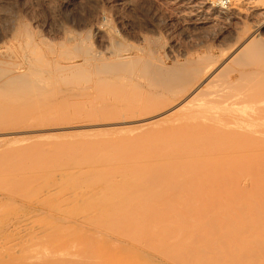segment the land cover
Returning <instances> with one entry per match:
<instances>
[{"label":"rangeland","instance_id":"374dc122","mask_svg":"<svg viewBox=\"0 0 264 264\" xmlns=\"http://www.w3.org/2000/svg\"><path fill=\"white\" fill-rule=\"evenodd\" d=\"M231 5H230V7L229 8H227V9H220V8H218V7H216V6H213V5H211V4H208L207 2H205L204 0H0V49L1 50H5L6 52L5 53H3V54H0V73L2 74V75H0L1 77H0V82H1V80H2V77H3V73H4V77H5V73L8 71V69H10V68H12V64H14V61H17L18 59H19V57H21V56H23V54H25L27 51H29V50H27V48H26V43L28 42H30V39H34V41H35V39H36V41L35 42H38V44L40 45V47H41V45H45V46H51V47H55L56 49L57 48H59L60 50L62 49V46L60 45L61 43H66V41H67V43H66V47H68V46H70L73 42H72V40L69 38L70 36H72L73 34H74V40L76 41V42H78L80 45H83L84 47H86V48H90L91 50H93V51H95V52H97L98 51V53L100 54V57L102 56L103 58H106L105 59V62H112V61H115V59L117 58L116 57V55H119L118 53H121V54H126V55H133V57L132 58H130V61H131V59H133L134 60V57H136L137 59H135L134 61H133V63L136 65L134 68L132 67V66H130V71H131V74H127V72L128 73H130L129 72V70H124V71H122L121 72V77H118V76H116L115 78H114V76H111L110 74H108V73H104V72H99V74H95V75H93L95 72L94 71H97L98 72V70H96L95 69V64H94V62H90V60H89V64L86 62V64L85 63H83L82 64V72L79 74L78 73V75H80V77L79 76H77V73L74 75V78H76L75 76H77L78 77V79H81L82 77V79H81V81L83 82V84H82V82L79 80L78 81V83H76L77 82V80H75L76 82L74 83V80H73V77H71V78H69V79H67V81L69 82L70 80H72V84H65V83H68L66 80L65 81H59L60 80V78L58 79V78H55L54 80L52 79V78H50L47 82L48 83H46L45 84V87L43 88V91H45L44 89H46V90H48L47 92H46V95L48 94V96L46 97V96H42L43 98L42 99H44V101L43 100H40V102H38V104H37V106L39 107V106H41L42 104H43V106L44 107H40L39 109V111H38V109H37V107L36 106H33V110L34 111H32V109L30 108V107H26L24 104H23V101H21V100H10L11 98L9 97V99L7 98L8 96H7V91H5V90H7V89H5L4 87L2 88V89H0V148H2L3 147V150L4 151H2V150H0L1 152H0V158L3 160V158L4 157H6L5 158V160H1L0 159V164H2V165H0V169H2V171L4 172V170H5V172H4V174L1 172V170H0V172L5 176V178H6V180L5 179H3L2 180V178L3 177H1L0 178V189H1V187H2V189L0 190V205L2 206L3 204H5V202H6V204L5 205H3L4 207H3V209H2V207H1V211H0V230H1V228H2V231H0V238H2V239H4V241L2 240V239H0V242L2 241L3 243H4V245H5V243H8V242H6L9 238H8V235H10V232H12L13 230L11 229L12 227H13V222L12 221H27V219L30 217H35V216H37V217H39L38 216V214H40V213H38L39 211H42V213L44 214V216H46V218H48V220H50V218L51 219H53V220H56L57 219V217L55 216V215H57L56 214V212H54L55 213V215H53V213H51V212H53V211H55L54 210V208H50V207H48V208H46V206L47 205H45L44 203H45V201L47 202V204H48V201H47V197L45 196V194L44 193H41L42 192V188H41V190L37 187V188H35V186H33V188H32V185L33 184H31V183H33V181L35 180V178H34V176L36 175H38V174H40V173H35V175L32 177V175L34 174V173H32L33 172V170L31 171L30 170V172H29V169H28V164L30 163V162H34L35 160H33V159H35V158H30L29 156H31V154H32V156L34 155L33 153H37V157H36V159L37 158H39V161H38V163H40V158L41 157H43V156H47V154H48V156H50L49 154H51V153H53V154H51V156L53 155V157L55 156V155H57V154H59V155H57L58 157L60 156V153L58 152V150H57V152H55L56 150V148H57V146H55V145H57L58 144V146H59V144H62V143H64V142H67V143H64L63 144V146H61L60 145V147H61V149H63V148H67L66 150L67 151H69V149L70 148H68V147H72L73 148V144H74V148H76L75 147V145L78 147H81V146H85V145H87L88 143V146L90 145V143L94 146H92L93 147V149L95 148V147H97V145H98V149L97 148H95V150H94V152H93V154L92 155H87L88 157H89V159H85V157L83 156V155H81V156H83V159H85L84 160V162L83 163H86V161L87 160H90L93 156H95L96 154H98V152L100 151L101 153L102 152H104V150L106 149L107 150V148L108 147H106L107 145L106 144H108V146H109V142L112 144V142H114L113 144H112V146L114 147V144L116 145V149L117 150H119L118 148H117V146H118V141L119 142H125V145H128V144H126V141H127V139L126 138H128V139H130L131 137L130 136H133L132 138H134L135 136L137 137L138 135L139 136H141L140 134H142L143 136V138L145 137V135L147 134V135H149L151 132H152V135L154 136V134H153V131L155 132L156 131V129H160V131L162 132V127H164L163 126V124H165V127L167 128H163V131H167V132H169L170 131V129H171V124H169V122H168V120H173V122L174 121H176L178 124H175V123H173L172 122V125L174 126L173 128H174V131H176V127H178V126H180L181 125V123H182V121H183V123L185 122L184 120H191V118L193 119V115L192 116H190V118L188 117V119H186L185 117V119L184 120H182L183 119V116H188L189 114V112H190V115H191V113L192 114H194V112H195V114L194 115H196L197 113H199L200 115H198V120H196L197 118H195V117H197V115L194 117L195 119L194 120H196V123L197 124H199V122H200V124L202 125V123H203V120L205 121V122H207V123H203V124H207V125H205V126H207L206 128L207 129H205L203 126L204 125H202V127H201V125L199 126V125H197L199 128H196L195 127V130L196 129H201V131H202V128L203 129H205L206 131H209V132H211V128L213 127V130H212V132H215L216 133V136H218L219 135V137H222V136H224V137H222L221 139H220V141L221 142H219V140H217V142H215L216 140H214V141H210V142H205V141H208V140H206L205 139V141H204V137H203V140H199V141H196V142H199L200 143V146H198L199 145V143H198V145H197V147H195L193 150H192V152H194V150L196 151V152H198L200 155H201V157L203 158V157H205V155H204V153L206 152L205 151V149L207 150V152H209V155H208V153H207V159H209L210 158V160H207V161H209V162H211L213 159L212 158H218L217 160H223V157L221 158V153H222V151H223V148L224 147H226V145H227V147L228 148H231L230 150H232L233 151V146H235V148H234V150L236 151V153L240 150V149H242L243 148V146L245 145L246 147H244V150H245V152L247 151V147H248V149H250V150H252V152H248L247 151V154L245 153V152H243L242 150L240 151V152H243V153H241V156L243 155V154H245V155H243L242 157L244 158H246V157H256L255 156V154H257L258 153V156H260V157H258L257 156V158H263V161H264V155H262V154H264V151H263V149H264V143H262L261 142V140H262V138H263V132H261L262 131V129H264V128H262V127H264V125L262 124V123H264V114L262 113V111H263V108H264V104H263V100H262V97L264 98V87H262L264 84V81H261V80H263V76H264V49H262V48H264V46L263 47H261L260 45H259V41H260V39H264V0H231ZM262 19V20H261ZM23 22V23H22ZM13 26V27H12ZM258 26V27H257ZM23 27H24V29H23ZM257 31V32H256ZM12 33V34H11ZM21 33V34H20ZM28 33H30V35L31 36H33V37H27V34ZM14 34V35H13ZM25 34H26V36H25ZM256 34V35H255ZM23 35V36H22ZM29 34H28V36H30ZM11 37V38H10ZM26 37V38H25ZM113 37V38H112ZM84 38V39H83ZM250 38V39H249ZM254 38V39H253ZM28 39H29V41H28ZM237 39V40H236ZM253 39V40H252ZM3 40V41H2ZM24 40V41H23ZM115 40V41H114ZM255 40H257L256 42H255ZM20 41V42H19ZM43 42V44L41 43V42ZM47 41H48V43H47ZM70 41V42H69ZM80 41L82 42V43H80ZM85 41V42H84ZM119 41V42H118ZM19 42V43H18ZM58 42H60V44L58 43ZM84 42V43H83ZM110 42V43H109ZM247 42H251V44L249 45V43H248V45H249V48H248V45H247ZM255 42V43H254ZM257 42H259V43H257ZM25 43V44H24ZM47 43V44H46ZM51 43V44H50ZM116 43V44H115ZM118 43H120L119 45H118ZM17 44V45H16ZM243 44L245 45V46H247L246 48H244V47H242L243 46ZM28 45V44H27ZM43 47V49H45L46 47ZM65 46H63V49L65 48ZM118 46V47H117ZM242 47V49H241V47ZM255 46L257 47L256 49H255ZM12 47V48H11ZM28 47V49H29V46H27ZM113 47V48H112ZM149 49H148V48ZM231 47V48H230ZM120 48V51L117 53L116 51V49H119ZM124 48V49H123ZM238 48V49H237ZM254 48V49H253ZM121 49H123V50H121ZM127 49V50H126ZM229 49V50H228ZM240 49V53H238L239 51H236V50H239ZM246 51V52H248V51H253V53H257V54H255V55H258V57L260 58V59H258V58H256V62L255 61H253L252 62V60H251V58H249V61H247V59H244V58H242L244 55H242V54H244V50ZM251 49V50H250ZM259 50V51H256V50ZM110 50V51H109ZM248 50V51H247ZM9 51V52H8ZM101 51V52H100ZM241 51H242V54H241ZM114 52V53H113ZM246 52H245V54H246ZM250 52H248L249 54H251ZM232 53V54H231ZM5 54V55H4ZM141 54V55H140ZM224 54V55H223ZM227 54V55H226ZM237 54H240V55H237ZM248 54V55H249ZM262 54V58L260 57V55ZM137 55V56H136ZM254 54L251 56V57H253V59H255L254 58V56H255ZM143 56V57H142ZM206 56V57H205ZM234 56H235V59H237L236 58V56L238 57V60H235L234 59V61H230V60H233V58H234ZM116 57V58H115ZM146 57V58H145ZM201 57H203V58H201ZM205 57V58H204ZM257 57V56H256ZM148 58V59H147ZM158 60H157V59ZM195 60H194V59ZM198 58V59H197ZM199 58H200V60H199ZM213 58V59H212ZM229 58V59H228ZM147 59V60H149V62H151V64H157V62L158 63H160V62H163L164 64H166L168 67H170V68H172V71H175L174 73H177V71H179V69L176 71L175 69H177V67L178 68H180V66L182 67V66H184V64H188L187 65V67H189V64H192V63H190V61L192 62V60L191 59H193V66L191 65V67H193L192 69H190L191 67H189V69L187 68V67H184V68H187V70H191L190 71V73H191V75H192V78H194V80L192 81L193 83H194V85L192 86V88L189 90V91H191V92H188L186 95H185V97L182 99V100H180V101H178V104L176 103V104H174V106L175 107H177V108H173L174 106H172V110H170V111H168L167 113H172V114H169V115H167V113L165 112V113H163V116H165V117H162V115H160V117L159 118H157V117H155L156 119H158V121L159 120H161V119H165V118H168L167 119V122H166V119L164 120H161V121H163L164 123H161L160 124V121H159V124L161 125V126H159V125H156V124H154V123H152V125H151V121H154L155 119L153 118H151V119H149V120H147L146 119V121H144L143 120V118L142 117H144L143 115L142 116H140L141 114H143V111L142 112H140L141 111V109L139 108V107H141L142 105L141 104H146L145 103V100H147V102H149V100H150V102H155V101H152V99L154 100V99H156L157 97H159V95L160 94H162L163 93V91H164V88L163 87H161L162 85H160L159 83H158V81L157 82H155L154 80V82L153 81H151V79H150V77L148 76V73L146 72L145 74V76H143L144 75V69H143V67H142V63L145 61V60ZM160 59H161V61H160ZM188 61H187V60ZM190 59V60H189ZM206 59V60H205ZM244 59V60H243ZM127 60H129V59H127ZM141 60V61H143L142 63H141V61H140V63H139V61ZM146 60V61H147ZM196 60L198 61V63L196 62ZM241 60H243V61H241ZM185 61V62H184ZM187 61V62H186ZM199 61H201V63L199 62ZM246 61L247 62H249L248 63V65H246L247 63H246ZM260 61V62H259ZM33 61H31V63H32ZM132 63V64H133ZM240 63V64H239ZM243 63V64H242ZM11 64V65H10ZM129 64V63H128ZM131 64V65H132ZM139 64H142L141 65V72L140 73H142V75H140V73H139V67H138V65ZM149 64V63H148ZM194 65H196V66H194ZM225 65H226V67H225ZM252 65H254V66H252ZM134 66V65H133ZM140 66V65H139ZM224 66V67H223ZM228 66V67H227ZM92 67V68H91ZM175 67V68H174ZM194 67H197L196 69H197V71H198V73H200L201 71L203 72H201L200 74H198L197 73V71H195L194 70ZM214 67V68H213ZM5 68H6V70H5ZM132 68H133V72H132ZM136 68V69H135ZM198 68H199V70H198ZM222 68H223V70H222ZM228 69V72H226L225 74H224V72H225V70L226 69ZM202 69V70H201ZM203 69H205V71L203 70ZM225 69V70H224ZM25 70V69H24ZM23 70V71H24ZM185 70V69H184ZM183 70V71H184ZM220 70H222V72L223 73H220V74H224L225 76H224V78L227 76V78H223L222 76L223 75H220L219 74V72L218 71H220ZM5 71V72H4ZM90 71H93L92 73V75H89V74H87L86 75V73H91ZM125 71H127V72H125ZM180 71H181V69H180ZM178 72V74L179 75H182L184 72L182 71V72ZM186 71V70H185ZM231 71V72H230ZM241 71V74H239L238 72H240ZM96 72V73H97ZM125 72V73H124ZM217 72V75L215 74ZM221 72V71H220ZM257 72V73H256ZM243 73H246V74H244V78H247V79H245L244 80V78L242 77V74ZM123 74V75H122ZM177 74V75H178ZM185 74H187L186 72H185ZM198 74V75H197ZM213 74V75H212ZM218 74H219V76H218ZM82 75V76H81ZM90 76V78L88 77V79H89V82H85L87 79V77L86 76ZM105 75H106V77H105ZM132 75H133V77H132ZM197 75V76H196ZM237 75H239V78H237L238 76ZM246 75V76H245ZM250 75V76H249ZM85 76V77H84ZM127 76L129 77V78H127ZM143 76V77H142ZM260 78H259V77ZM96 77V78H95ZM107 79H105V78ZM146 77L148 78V79H146ZM191 77V76H190ZM214 77V78H213ZM240 77H242V79L240 78ZM262 77V78H261ZM100 78V79H99ZM104 80H106L105 82L104 81H102L103 79ZM210 78V79H209ZM250 78V79H249ZM254 79L255 81H258V82H255L256 84H253L254 82H252L253 80L252 79ZM256 78H259V79H256ZM52 79V80H51ZM83 79L85 80V81H83ZM101 81H99V80ZM109 79V80H108ZM149 79H150V81H149ZM212 79H214V80H212ZM217 79V80H216ZM221 79H223L224 81H222ZM62 80V79H61ZM129 80H130V82H129ZM134 80V81H133ZM141 81V83H140V81ZM149 82V86L148 87H146L147 86V84H148V82ZM206 80V81H205ZM209 80V81H208ZM212 80V81H211ZM241 80H243L242 82H241ZM246 80L248 81V80H251V81H249V83H251V84H248V82H246ZM53 81H54V84H53ZM110 81L113 83V82H117V83H119V84H112V86H109V88L110 87H112V88H110L111 90L113 89V86H114V89H116V90H113V92H111V90L110 89H108V88H105V90H103L102 92H101V94H97V93H100V91L104 88V85H106L105 83H110ZM204 81V82H203ZM207 81H208V83L210 84L211 82V84L209 85L208 83H207ZM223 83H221V82ZM79 82L81 83V84H79ZM98 82H100V83H98ZM129 82V83H128ZM139 82V83H138ZM230 82H234V85L235 84H239V85H243V86H241V87H243V88H241V87H239V85H238V88H235V86L234 85H231V83ZM246 82V83H245ZM101 83H104V85L101 87L102 89L100 90V91H98L97 89H95V91H97L96 93H95V91H94V88H98L99 87V85L101 84ZM131 83H134V84H136V86L133 84H131ZM143 83V84H142ZM146 85H145V84ZM197 85H196V84ZM207 83V84H206ZM217 83V84H216ZM219 83H221V84H219ZM226 83H228V84H226ZM89 84V85H88ZM128 84V85H127ZM138 84H142V86L141 85H138ZM150 84H151V86H153V87H150ZM155 84H157V85H155ZM206 84V85H205ZM258 84H261L260 86L258 85ZM82 85H84L83 86V88L82 87H80V86H82ZM88 85V86H87ZM138 85V86H137ZM215 86L214 88L212 87V86ZM217 85V86H216ZM220 85H225V86H228V87H225L224 86V90H222L221 91V89L218 91V89H219V86ZM231 85V86H230ZM252 86V87H249L248 88V86ZM255 85V87H253ZM257 85V86H256ZM50 86H51V88H50ZM79 86V87H78ZM101 86V85H100ZM118 86H119V88H118ZM130 86H131V88L133 89V90H135V89H137L136 91V94L137 95H139V96H136L135 95V91H133L132 89H130ZM207 86V91L208 92H210V95L208 94V93H206L205 94V97L203 98L202 96H200V94L202 95L204 92V90H202V93H201V88L202 89H205L204 87H206ZM232 86H234L232 89L230 88V87H232ZM48 87V88H47ZM87 89H86V88ZM92 87V88H91ZM94 87V88H93ZM107 87V86H106ZM120 87H121V89H120ZM125 87V88H124ZM142 87V88H141ZM197 87H199L198 89H197ZM217 87H218V89H217ZM221 87V86H220ZM237 87V86H236ZM258 87V88H257ZM262 87V88H261ZM90 90H89V89ZM223 88V87H222ZM241 88V90L243 91V89L244 88H246V89H244V91L246 90V91H249L250 93H248V92H246V93H248L249 94V96L245 93H243L241 90H239L238 91V93L239 94H237L236 92H237V90L236 89H240ZM250 88H252V89H250ZM4 89V90H3ZM52 89V90H51ZM76 89V90H75ZM129 90L128 91V93L129 94H131L130 96H128V98H130V100L128 99L126 102H123L124 100H122L121 101V103H120V105L118 104L119 102H120V98L121 97H124L125 95H126V90ZM153 89V90H152ZM161 89V90H160ZM199 90V91H197V90ZM210 89H214L213 91H215V92H213L212 90V92L211 91H209ZM227 89V90H226ZM230 89H231V91H230ZM235 89V91H232V90H234ZM254 89V90H253ZM260 89H262V90H260ZM51 90V91H50ZM76 92H75V91ZM80 90H82V93H81V91ZM85 90V92H88V93H86L87 95H86V97H85V92H83ZM88 90V91H87ZM110 90V91H109ZM119 90H121L120 92H121V94L119 95ZM131 90H132V92H134V93H131ZM139 90H141V91H139ZM144 90V91H143ZM194 90H195V93L196 92H199V96H198V94H196L195 95V93H193V95H192V92H194ZM225 90H226V93H225ZM252 90V91H251ZM258 90V91H257ZM3 91V92H2ZM73 91V92H72ZM125 91V92H124ZM138 91H139V93H138ZM219 92L220 94H221V92H222V94H221V96H218V93L217 92ZM228 91H230L229 93H228ZM254 91H257L256 93L254 92ZM261 91V92H260ZM45 92H44V94H45ZM60 92V93H59ZM76 93V95L78 96V95H81L82 94V97L81 96H79V97H74L75 95H71L72 93ZM79 92V93H78ZM94 92V93H93ZM105 92V93H104ZM108 92V93H107ZM109 92H110V94H109ZM142 92H143V94H142ZM224 92V93H223ZM231 92H235V93H231ZM260 92V97L258 96L259 93ZM263 92V93H262ZM9 93V92H8ZM66 93H67V95H68V93H69V95H71V96H73V97H70L69 95V97L70 98H68L67 97V95H66ZM104 93V94H103ZM113 93V95H111ZM118 93V94H117ZM123 93H124V96H122L123 95ZM127 93V94H128ZM191 93V94H190ZM212 93V94H211ZM214 93L216 94L217 93V95L215 96L214 95ZM235 94V96H232L231 94ZM241 93L243 94V96H245V98L247 99H244V97H242L241 96ZM263 95H262V94ZM6 94V95H5ZM51 94V95H50ZM65 94V96L67 97V98H65V97H63V95ZM84 94V95H83ZM93 94V95H92ZM98 96H97V95ZM149 94V96H146V95H148ZM223 94H227V96H225V95H223ZM252 94H254V95H252ZM255 94H257V95H255ZM8 95H10V93L8 94ZM108 95V96H107ZM117 95H119V96H117ZM133 95H135L134 97H133ZM152 95V96H151ZM156 96V98H155V96ZM192 95V96H198V99H197V97H190V96ZM206 95H208V96H206ZM212 95H213V98L215 97V100H213V98H212V102L210 101V100H206L205 98H207V99H210L211 97H212ZM223 95V96H222ZM229 95H231L230 96V98H226V97H229ZM7 96V97H6ZM49 96H50V98H49ZM55 96V97H54ZM95 96V97H94ZM154 96V97H153ZM204 96V95H203ZM236 96H237V98H236ZM252 96V97H251ZM255 96V97H254ZM46 97V98H45ZM56 97H58L57 99H56ZM60 97H62V99L60 98ZM99 98V99H101V101H103L102 99H104V101H105V103H104V101H103V103L102 102H100V100L99 99H96L98 102H100V104H103V108H102V106L101 105H99L98 106V104L99 103H96V100L95 99H93V98ZM102 97V98H101ZM107 97V98H106ZM119 97V99H115V102H116V106L118 107V110H117V108H116V110L117 111H115L114 110V102H112L111 103V101H112V99H114V98H118ZM134 99H133V98ZM146 97V98H145ZM188 97H190L189 99H186L185 100V98H188ZM200 97V98H199ZM222 97H223V99H229V102L227 101V102H222ZM233 97L234 98H236V99H238V98H240V100L239 101H236V99H233ZM241 97L243 98L242 99V101H241ZM250 97V98H249ZM53 98V99H52ZM74 98V99H73ZM93 99V101H91L92 99ZM127 97H124L123 99H126ZM139 98V99H138ZM191 98H194V99H197V100H193V99H191ZM201 98H203V99H201ZM217 98H219V100L217 99ZM8 100V103L10 102V105H8V104H6L5 102ZM56 99V100H55ZM74 101H72V100ZM78 100L79 102H77L76 100ZM89 99V100H88ZM106 99H108V100H106ZM201 99V100H200ZM216 99H217V101L219 102V104H217L215 101H216ZM226 99L225 100H223V101H226ZM231 99H233V100H231ZM249 99V100H248ZM254 99V100H253ZM259 99H261V105L262 106H260V100ZM50 101L49 102V104H48V101ZM52 100H54V101H52ZM68 100V101H67ZM82 100V101H81ZM118 100V101H117ZM131 100H133V101H131ZM135 100H136V102H135ZM185 100V101H184ZM251 100V101H250ZM253 100V101H252ZM3 101V102H2ZM5 101V102H4ZM46 101V102H45ZM74 103V104H72V102ZM110 101V106L113 108V109H108V108H105L104 109V106L106 107V106H109V102ZM157 101V100H156ZM182 101H184L185 103H186V101H188V104L186 103V105H183V106H179V104L180 105H182V104H184V102L182 103ZM189 101H191V105H190V102ZM201 101V102H200ZM203 101V102H202ZM214 101V102H213ZM234 101V102H233ZM248 102V104H247V102ZM251 103H250V102ZM255 101H259V103L258 102H256L255 104H254V102ZM63 102H66V104L68 105H66L65 103L63 104ZM68 102V103H67ZM69 102L71 103L70 105H69ZM81 102V103H80ZM93 102L95 103V104H93ZM118 102V103H117ZM127 102H128V104H127ZM129 102H131L132 104H130ZM144 102V103H143ZM194 102H196V104L194 103ZM198 102H199V104H198ZM209 102L213 105V106H211V104L209 105ZM222 102V103H221ZM234 103V104H232V103ZM237 102V103H236ZM240 102V104L242 105V106H240V104H238ZM11 103H13V104H11ZM44 103H46V104H44ZM56 103V104H55ZM61 105H60V104ZM89 103H91V104H93V106L90 104V106L88 105ZM141 103V104H140ZM182 103V104H181ZM194 103V104H193ZM205 103V105L204 106H211L210 107V111H211V114L213 113L212 112V110H214V114L213 115H211V114H209V110L206 108H204L203 107V105L202 104H204ZM224 103V104H223ZM226 103V104H225ZM228 103H230V104H228ZM242 103H244V107H246V108H244L243 107V104ZM254 105H253V104ZM5 104V105H4ZM53 104V105H52ZM97 104V105H96ZM131 105V107L133 106V105H135L136 106V110L134 111V113H132L133 112V109L132 108H130V109H132V110H130V111H127V110H129V109H127L125 106L126 105ZM206 104H208V105H206ZM245 104H247V105H245ZM2 105V106H1ZM48 105V106H47ZM82 105V106H81ZM121 105H124V106H121ZM130 105H129V107H130ZM141 105V106H140ZM152 105V104H151ZM195 105H196V107H195ZM230 105H232L231 107H230ZM234 105V106H233ZM237 105L239 106V107H237ZM258 105V106H257ZM24 106V107H23ZM66 106V107H65ZM74 106V107H73ZM75 106H76V108H75ZM77 106H78V108H77ZM79 106H81V107H79ZM98 106V107H97ZM121 106V107H120ZM134 106V107H135ZM139 106V107H138ZM184 106H186V108L184 109H180V107H184ZM228 106V107H227ZM248 106H249V108H251V109H249L248 108ZM257 108V109H255V107ZM27 109H26V108ZM36 107V108H35ZM50 107V108H49ZM95 107L96 108H98V109H95ZM119 107L122 109V107H125L124 109L126 110V113H125V111H121V109H119ZM145 107V106H144ZM193 107V108H192ZM200 107H202V108H204V110L201 108L200 110H199V108ZM232 107H234L233 108V110L234 109H238L239 111H240V114L238 115L237 113H239L238 112V110L236 111H230L229 110V108L232 110ZM243 107V109H241ZM263 107V108H262ZM41 108H43V109H41ZM87 108H90L89 110H87ZM91 108H93V112H92V110H91ZM138 108H139V111L138 112H140V115H137V114H139L138 112L136 113V111L138 110ZM187 108H190V109H187ZM223 108V109H222ZM226 108H227V110H229L228 112H227V110H226ZM261 109L262 108V111L261 112H257V114L259 115L260 113H262V116H263V118H259V116L257 115V117H255L256 115H254V114H256V113H253L252 114V112H255L256 110H258V109ZM36 109H37V112H35L36 111ZM61 109V110H60ZM65 109V110H64ZM74 109V110H73ZM76 109H77V111H79V112H77L76 111ZM102 111V113H101V111ZM103 109H104V113H105V111L107 112L108 111V113L106 114L105 113V115H108V116H105L104 117V114H103ZM107 109V110H106ZM124 109H122V110H124ZM212 109V110H211ZM244 109H245V111H244ZM23 112H27V111H32V113L31 112H29L28 114H26V116L27 115H29L28 117H25V118H28V119H25L24 118V116L22 117L23 118V120L25 119L26 121H23L22 119H19V120H21V121H23L22 122V124H21V121H20V123L18 122V124H20V126H19V128L20 129H15V130H13V131H15V132H13V133H11V135H9L10 133V131L12 132V129H8L10 126L12 127V125L11 124H14V122L12 123L11 121H13L15 118H16V116H18V114L20 115V113H22V111ZM58 112H57V111ZM72 110V111H71ZM98 111V112H95L94 113V111ZM206 110H207V112H206ZM217 110V111H216ZM254 110V111H253ZM44 111V113L43 114H45V111H46V113H47V115H46V117H43L42 115H41V113ZM110 111V112H109ZM175 111V112H174ZM219 111V112H218ZM222 111H225L224 113L222 112ZM244 111V112H243ZM248 111V112H247ZM259 111V110H258ZM14 112V113H13ZM20 112V113H19ZM39 112V113H38ZM57 112V113H56ZM75 112V113H74ZM87 112V116H86V114H84V113H86ZM122 112V113H121ZM130 112V113H129ZM180 112V113H179ZM182 112V113H181ZM204 112H206L205 113V115H206V117H207V120H206V117L204 118V116H203V118L201 119V113H204ZM222 112V113H221ZM230 112L231 113H235V114H237L238 116H236L235 114H230ZM264 112V111H263ZM38 113V114H37ZM48 113H49V115L51 114V118H48L47 120H45V118H47L49 115H48ZM69 113V114H68ZM72 113V114H71ZM89 113V114H88ZM91 113H94L95 115H96V117L93 119V115H91ZM111 113V114H110ZM118 113V114H117ZM188 115H187V114ZM216 113H218V117L220 116H222V117H224V118H230V120L231 119H234L235 120V122H236V124H230V123H227V122H225L224 120L225 119H222V117L221 118H219L218 120H217V116L215 115ZM242 113V114H241ZM249 113H251L250 115H253V116H247L246 114H249ZM16 114V116H14ZM41 116H40V115ZM57 114V115H56ZM60 115V117H59V115ZM65 114V115H64ZM97 114H99V115H97ZM127 114H129L130 116H131V114H132V116H133V114H134V116H136L137 115V117L135 118L134 117V119L132 118V117H130L129 115H127ZM182 114V115H181ZM184 114V115H183ZM186 114V115H185ZM209 116H208V115ZM220 114V115H219ZM222 114V115H221ZM225 114V115H224ZM246 116H245V115ZM7 115V116H6ZM22 115V114H21ZM37 115V116H36ZM44 115V116H45ZM76 115H78V117H79V115H80V118L78 119V118H76L77 116ZM84 115H85V117H84ZM89 115V116H88ZM123 116V118H121L122 116ZM177 115H179V116H177ZM180 115H181V118H179L180 117ZM215 115V116H214ZM9 116V117H8ZM13 116H14V119H13ZM117 116L119 117V119L121 120V123H120V120H117L118 118H117ZM126 116H128V117H130V118H125ZM177 116V117H176ZM212 116H214V119L212 118ZM35 119V121L33 120V118ZM36 117H38L37 119H36ZM41 117H42V123L40 122V123H38L39 121H41ZM91 117H92V119H91ZM99 117V118H98ZM112 117V118H111ZM114 117H116L115 119H114ZM170 117H173V118H177L178 120H175V119H172V118H170ZM200 117V118H199ZM211 117V118H210ZM243 119H242V118ZM253 117H255V118H253ZM12 118V119H11ZM44 118V119H43ZM63 118V119H62ZM68 118H70V119H68ZM125 118V119H124ZM226 118V120H229V119H227ZM253 118V119H252ZM258 118V119H257ZM69 121H67V120ZM137 119V120H136ZM143 121H142V120ZM242 119V120H241ZM255 119V121H252V120H254ZM31 121V123H30V125H29V123H27V121ZM44 120H45V122H44ZM61 120V121H60ZM64 120V121H63ZM74 120V121H73ZM80 120H82V121H80ZM93 122H92V121ZM94 120H95V122H94ZM102 120H104V121H102ZM125 120V121H124ZM179 120H180V122L181 123H179ZM194 120H191V122L192 121H194ZM210 120H211V123H210ZM217 120V121H216ZM229 120V121H230ZM238 120V121H237ZM263 120V121H262ZM15 121H16V119H15ZM34 121V122H33ZM67 123H66V122ZM80 121V122H79ZM123 121V122H122ZM156 121V120H155ZM222 121H224L223 123H222ZM242 121L243 122H247L246 124H247V126H249V128H250V126L253 124V126L255 125V127H256V125L258 126V127H260L259 129H255V130H251V129H249L247 126V128L246 127H244L245 125H244V123H242ZM258 121H260V122H258ZM9 122H10V124H9ZM33 122V123H32ZM71 122V123H70ZM119 122V123H118ZM169 124V126L167 127V124ZM202 122V123H201ZM214 122H215V125H214ZM219 122V123H218ZM231 123H234V122H232V120L230 121ZM241 122V124H239ZM252 122V123H251ZM258 122V123H257ZM262 122V123H261ZM37 123V124H36ZM155 123H157V122H155ZM183 123H182V125H183ZM186 123H188V121H186L185 123H184V126L186 125ZM193 123H195V121L193 122ZM196 123H195V125H196ZM218 125H217V124ZM248 123H251V125H248ZM260 123V124H259ZM5 124V125H4ZM32 124V125H31ZM35 124V125H34ZM49 124V125H48ZM67 124V125H66ZM209 124L211 125L212 124V127L210 126L209 127ZM261 124L263 125V126H261ZM16 125H17V122H16ZM16 125H14L15 127H16ZM42 125V126H41ZM61 125V126H60ZM150 125V126H149ZM154 125V126H153ZM176 125V126H175ZM182 125H181V131H182ZM188 125V124H187ZM186 125V126H187ZM189 125L191 126H188L187 128L186 127H183V128H186V130H184L183 131V133H184V137H186V134L188 135V137L186 138L187 139V142H186V146L184 145V144H182L180 147H177L178 149L180 148V149H182L183 148V145H184V148L188 151V141H190V139L192 140V138L195 140V134L196 133H192V132H194V131H190L189 129H193L192 127V123H190L189 122ZM219 125H220V127H219ZM232 125V126H231ZM235 125H237L236 127H233V126H235ZM239 125H241V126H239ZM244 125V126H243ZM260 125V126H259ZM18 126V125H17ZM33 126V127H32ZM44 126V127H43ZM53 126V127H52ZM60 126V127H59ZM158 128H157V127ZM222 126V127H221ZM225 126L227 127V128H225ZM253 126L251 127V128H253ZM47 127V128H46ZM160 127V128H159ZM190 127V128H189ZM215 127V128H214ZM218 127V128H217ZM231 127H233V128H231ZM254 127V128H255ZM28 128V129H27ZM172 128V129H173ZM180 128H179V130H180ZM225 129V130H230V132L228 133V132H225V130H222L221 131V129ZM242 130H241V129ZM165 129V130H164ZM179 130H177L178 131V133H180L179 132ZM205 130H203L202 132L201 131H199V132H197V134L196 135H201L202 133L204 134V135H207L208 136V138H209V140H210V136L208 135V134H205ZM231 130H236L235 132L234 131H232L231 132ZM244 130V131H243ZM247 130V131H246ZM259 130H261V131H259ZM35 131V132H34ZM159 131V132H160ZM186 131H188V132H186ZM205 131V132H204ZM221 131V132H220ZM227 133V135L224 133ZM238 131V132H237ZM240 131V132H239ZM257 131V132H256ZM8 132V133H7ZM234 132V133H233ZM237 132V133H236ZM241 132H243V133H241ZM246 132H251V133H247L248 135H245V133ZM255 132V133H254ZM135 133H137V134H135ZM156 133V132H155ZM158 133V132H157ZM156 133V134H157ZM163 134H164V132H162ZM175 133H177V132H175ZM173 134V131H172V133H170V134H173V135H175L176 136V134ZM177 133V134H178ZM215 133H212V135L214 136V134ZM218 133V134H217ZM224 133V134H223ZM239 133H241L240 135H239ZM256 133H261L262 134V136H261V134H260V139L259 138H257V136H258V134L256 135ZM145 134V135H144ZM155 134V135H156ZM160 133H158V135H159ZM163 134H161V135H159V138H160V136L162 137V135ZM181 134V133H180ZM191 136H190V135ZM202 134V135H203ZM236 134H238V136L239 137H236ZM244 134V135H243ZM146 135V136H147ZM169 135V134H168ZM167 135V137L169 138L170 136H168ZM173 135H171V136H173ZM210 135H211V133H210ZM212 135H211V137H212ZM235 136V137H231V136ZM241 135H243V136H241ZM251 135H253L254 137V140H252L251 139ZM48 136V137H47ZM151 136V135H150ZM153 136H151V138L150 137H147V139L149 138V140L151 141V139H152V141H156V138H155V140L152 138ZM157 136V135H156ZM156 136H154V137H156ZM175 136H173L172 138L170 137L169 139H170V141L172 142V144H173V138L175 137ZM178 136H179V134H178ZM192 137V138H190V137ZM241 136V137H240ZM247 136V140H248V138L250 137V141H255V142H253L251 145H253V147H251V145H250V143L248 142V141H246L245 142V144H243V143H241V142H244L245 141V138L244 137H246ZM256 136V137H255ZM226 137H228V138H234L233 139V145L231 146L230 145V143H231V140L230 139H228V138H226ZM63 138V139H62ZM64 138H66V139H64ZM165 138V137H164ZM167 138V142H169V139ZM179 138H180V136H179ZM188 138H190V139H188ZM207 138V137H206ZM207 138V139H208ZM224 138V139H223ZM235 138H236V142L234 141L235 140ZM238 138V139H237ZM243 138V139H242ZM9 139V140H8ZM34 139H36L37 140V143L39 142V141H43V142H40L41 144H38V145H40V147H37V144H36V140H34ZM46 139V140H45ZM61 139V140H60ZM104 139V140H103ZM106 139V140H105ZM122 139H124V140H122ZM135 139V138H134ZM142 139V138H141ZM139 140V138L137 137L136 139H135V141H136V143H135V141L133 140L132 142H134V144H135V146L137 145V144H141L140 145V147H139V145H138V149H140L141 148V150L142 151H144L143 150V148H146L147 149V147H143L144 146V143H146L147 145L149 144V142L147 143V140L144 138V140L145 141H143V139L142 140ZM172 139V140H171ZM176 139L177 138H174V141H176ZM197 139H198V136H197ZM196 139V140H197ZM223 139V140H222ZM227 139V140H226ZM241 141H240V140ZM39 140V141H38ZM68 140H70V141H68ZM108 140V141H107ZM110 140V141H109ZM131 140V139H130ZM158 140V139H157ZM160 140H162V139H160ZM185 140V139H184ZM184 140H179L178 142H176V143H174L173 145H174V147H176V145L175 144H177V143H179L180 141L182 142H184ZM194 140H192L193 142H194ZM213 140V139H212ZM224 140H225V144H223L222 145V143H224ZM243 140V141H242ZM264 140V139H263ZM32 141V143H35L36 144V146L35 145H33V144H31V143H29V142H31ZM34 141V142H33ZM48 142L47 144H46V142ZM88 141V142H87ZM104 141H105V143H104ZM117 141V142H116ZM141 141H143V144H142V142ZM163 141V140H162ZM202 141H204V142H202ZM227 141H230V142H228L227 143ZM238 141H240V145H242V147L239 149V148H236V143L238 142ZM12 142V143H11ZM14 142V143H13ZM26 142V143H25ZM27 142L29 143V144H31V146L32 147H36V150H38L39 151V149H41V150H45V151H47L46 153L45 152H43V151H39V153H41V154H43V155H41V154H39L38 153V151L36 152V151H34V148H32V151L31 152H28V153H26L25 154V152H27V151H29V150H27V148H29V147H25L24 146V149H21V148H19V151H22V152H19L18 150V152L17 151H14V149H13V145H15L16 143L20 146V147H22V144L23 145H25V144H27ZM49 142H51V143H49ZM131 142V141H130ZM138 142V143H137ZM165 142H166V140H165ZM166 142V143H167ZM202 142V143H201ZM212 142H213V144H215V145H213L212 144ZM8 145H7V144ZM11 143V144H10ZM25 143V144H24ZM78 145H77V144ZM79 143H80V145H79ZM82 143V144H81ZM103 144V146H101L102 144ZM127 143H129V141H127ZM153 143V144H152ZM156 143H157V141L156 142H151V144L152 145H156ZM163 143H164V141H163ZM161 144L160 145V147H159V150H161L162 151V148H161V146L162 145H164V144ZM190 143V142H189ZM195 143V142H194ZM205 143H207L206 145H202V144H205ZM210 143V144H209ZM219 143V144H218ZM248 143H249V145H248ZM257 144V145H259V143L261 144L260 145V147L259 148H263L262 150L261 149H259V150H261V152H263V153H261L260 154V152H258V150L257 151H255V153L253 152V149L255 150L256 148H257V146L255 145V147H254V144ZM16 144V145H17ZM28 144V146H30ZM42 144H43V146H42ZM111 144H110V146H111ZM120 144V143H119ZM122 144V143H121ZM145 144V145H146ZM151 144H149L150 146H148V147H150L149 149H151ZM168 144V143H167ZM169 144H170V142H169ZM169 144H168V151L166 150H163L164 151V153H166L167 154V152H170V150L172 149V147H170L169 146ZM181 144V143H180ZM191 144H193L192 142H191ZM237 144H239V142L237 143ZM263 144V145H262ZM7 147H6V146ZM12 145V146H11ZM69 145V146H68ZM146 145V146H147ZM166 145V144H165ZM165 145H164V147H165ZM172 145V146H173ZM207 145H209V146H211V147H208ZM217 145H218V147H217ZM225 145V146H224ZM248 145V146H247ZM10 146L12 147V148H10ZM67 146V147H66ZM101 146V147H100ZM129 146H130V144H129ZM142 146V147H141ZM191 146V145H190ZM195 146V145H194ZM203 146V147H202ZM222 146H224V147H222ZM5 147V148H4ZM9 147V148H8ZM15 147H18V146H15ZM47 147V148H46ZM51 147H53V149L52 150H55V151H52L51 153H50V151H51ZM55 147V148H54ZM124 147V146H123ZM127 147V146H126ZM153 147V146H152ZM156 148L155 149H158L157 147H158V143H157V146H155ZM163 147V146H162ZM166 147H167V145H166ZM165 147V149H167ZM173 147V148H174ZM238 147V146H237ZM251 147V148H250ZM13 149V151L14 152H16V154L18 153V155H16L13 151H12V155L14 154V158H17V159H20L19 157H20V155L22 154L23 155V153H24V155L23 156H21L22 158V160L24 161V158H26V157H24V156H27V164L25 163V162H23L22 160V163L25 165V166H27V168L26 169H28V171H27V173L25 174V176L23 177V176H21V175H24V174H20V176H17L19 173V169L17 170V168H18V166H21L22 164H21V161L20 160H15V161H19V163H17V162H14V160H12L13 159V157H9L8 158V156H10V155H8L9 154V150H8V153H6V151H7V149ZM71 148V149H72ZM102 148V149H101ZM133 148H134V146H133ZM137 148V147H136ZM135 148V149H136ZM161 148V149H160ZM171 148V149H170ZM176 148V149H177ZM200 148H202V149H200ZM211 148V149H210ZM216 148V149H215ZM227 148V149H228ZM21 149V150H20ZM60 149V150H61ZM65 149H63L62 150V152L64 151V154H62V159H63V156L65 157L66 155H65V153L67 152V151H65ZM100 149V150H99ZM112 149V148H111ZM111 149H109V150H111ZM116 149H113L112 150V153L113 152H116L117 150ZM126 149H129V147H127ZM145 149V151H147V150H149V149H147L146 150ZM175 148H174V150H176ZM190 149H191V147L189 148V153L191 152L190 151ZM209 149V150H208ZM237 149V150H236ZM27 150V151H26ZM102 150V151H101ZM115 150V151H114ZM120 150H121V148H120ZM183 150V149H182ZM185 150V151H186ZM202 150H204V153H202L201 151ZM211 150H213V151H211ZM215 150L218 152V153H220L219 155H217L216 153H215ZM124 151H125V149H124ZM132 151H136V150H133L132 149ZM141 151V152H142ZM152 151H154V149H152L151 150V152H150V150L148 151V152H146V153H148V155H143V156H141L140 154H139V156H141V157H139V162H138V164L140 165L141 163L144 165H146V167H147V164H150L149 166H151V165H156V166H159L158 165V163H160V164H163V162H165V161H163L165 158H167V156L170 154V155H172L171 153L172 152H174L173 151V149H172V151H171V153H169L168 155H166V154H163V152L161 153V151L159 152L158 150H155L153 153H152ZM184 151V150H183ZM184 151V152H185ZM230 152V153H234V151L233 152ZM49 152V153H48ZM61 152V151H60ZM90 152V151H89ZM111 152V151H110ZM109 152V153H110ZM118 152H120V151H118ZM125 152H127V151H125ZM125 152H124V154H125ZM129 152H130V150H129ZM137 152V151H136ZM140 152V151H139ZM155 152H159L158 154H157V156H154V155H156L155 154ZM179 152V151H178ZM224 152H225V149H224ZM223 152V153H224ZM229 152V149L227 150V152L226 153H228ZM1 153H3L2 155L4 156H1ZM20 153V154H19ZM57 153V154H56ZM92 153V152H91ZM145 153V154H146ZM180 153H182V155H183V152H180ZM187 153V152H186ZM186 153H184L185 155H186ZM198 153H196V154H198ZM204 155H202V154ZM239 153V152H238ZM252 153V154H251ZM5 154H6V156H5ZM55 154V155H54ZM66 154H69V153H66ZM86 154V153H85ZM121 154L123 155V152H121ZM133 154V153H132ZM138 154V153H137ZM174 154H175V152H174ZM173 154V155H174ZM188 154V153H187ZM195 154V155H196ZM214 154H215V156H214ZM225 154V153H224ZM224 154H222V156L224 155ZM229 154V153H228ZM240 154V153H239ZM239 154H237V155H239ZM260 154V155H259ZM39 155H41V156H39ZM71 155V154H70ZM133 155H135V154H133ZM162 155H163V157H162ZM180 155V154H179ZM178 154H177V156H179ZM200 155L198 156V155H196V156H194V158L192 157V155L190 156V155H188L186 158H189V156L190 157H192V159H194V160H197V156H198V158L200 157ZM233 155H235V153L234 154H231V156H227V155H225V158H226V156L228 157V158H226V161H229V159H230V161H232V160H236L238 157H237V155L234 157ZM31 156V157H32ZM57 156H55V158H53V159H55L56 160V158L58 159V157ZM86 156V155H85ZM125 156V155H124ZM126 156H127V154H126ZM135 156H137V155H135ZM176 156V154L173 156L174 158H176L177 157ZM232 156H233V158H236V159H233L232 158ZM240 156V157H241ZM35 157V156H34ZM61 157H59V159L58 160H60V158ZM72 157H76V155H71V157H70V159H73ZM129 157H130V155H129ZM129 157H123L124 159L123 160H128L127 158H129ZM133 157V156H132ZM165 157V158H164ZM172 156H171V158H173ZM180 157V156H179ZM178 157V158H179ZM181 157H183V158H185L184 156H181ZM195 157H196V159H195ZM230 157V158H229ZM30 158V159H29ZM67 158H69V157H67ZM66 157L64 158L65 159V161H67L66 159H67ZM99 158V157H98ZM137 158H138V156H137ZM178 158L177 159H172V161L174 160V161H178V162H176V163H179L178 164V166L180 167V170H179V173H178V171H177V177H176V179L175 180H173V179H171L170 181H168V182H165V181H167V177H169L171 174H173V173H170L169 172V170L168 171H166V170H162L164 173H166L167 174V176H166V174H163L164 175V177H161V178H163V180H164V182L162 181V182H159L160 181V177H158L159 176V174H158V176H154V178L153 177H146L143 181H144V184L142 185V187H141V189L140 188H136L135 190H137V191H135V190H133L132 192H130V190H129V192H128V197L130 198V196L129 195H131V193H132V196H131V198L132 199H134L135 201H136V203H137V201H141L142 199L144 200V198H146L147 196H148V191L150 192V190L151 189H153V188H155V186L156 187H158V186H160V187H163V186H161V183H163L162 185H166L165 183H168L167 184V186H169L170 185V187H166L167 189H172L174 186V188H180L183 192H184V190H186V191H191L190 190V188H192L191 187V184L189 185V182H187L185 179H188L187 177H189V176H184V175H182V174H184V171L186 172V174H188V173H190L191 174V176L192 177H194V175L196 174H194V172H197L198 174L197 175H195L196 177L198 176V178L197 179H199V180H201V177H202V175H203V173H205V172H208L209 173V171L207 170V169H209V170H211L212 169V171H214V169H215V171L214 172H212L213 173V175L214 176H216V177H214V179L216 178V180H217V177H218V180H219V174H221L222 172L223 173H227L226 175L228 176V178H229V176H231L230 177V179H232V177H234L235 176V174H236V172H237V174L238 173H240V172H238V170L236 169V167H235V164L237 165V162L234 164V162H233V164H234V166L233 165H231V166H229V167H224L226 164H223V167H222V165H221V167H219V169L220 170H217L218 169V165L216 166V164H214L213 162H211L212 164H214V169L213 168H205L204 166H202L203 165V162H204V160H203V162H202V160H201V162H198V163H201L200 164V166H199V164L197 163V161L195 162L194 160L192 161L191 160V158H190V160L189 159H184V160H186V161H184L183 162V158H179V160H178ZM221 158V159H220ZM11 159V160H10ZM43 159V158H42ZM42 159H41V161H42ZM46 157H45V161H46ZM49 159V158H48ZM48 159H47V161H48ZM61 159V160H62ZM63 159V160H64ZM78 159H79V156H78ZM130 160H129V162L131 161V159H133V158H129ZM134 159H135V157H134ZM205 159V158H204ZM31 160H33V161H31ZM52 159H49V161H48V164L49 163H51L50 165H52L53 163L55 164V162H53V160L51 161ZM61 160H60V162H61ZM62 160V161H63ZM111 160V159H110ZM122 160V161H123ZM161 160H162V162H161ZM165 160H168V159H165ZM170 160V159H169ZM199 160H200V158H199ZM198 160V161H199ZM216 160V159H215ZM214 160V161H215ZM8 161H10V162H8ZM44 161V160H43ZM107 161V160H106ZM106 161H104L105 163H107ZM136 161V160H135ZM206 161V162H207ZM237 161V160H236ZM243 161V160H242ZM4 162V163H3ZM59 162V163H60ZM125 162V161H124ZM129 162H127V163H129ZM137 162V161H136ZM170 162V161H169ZM180 162L181 163H183L184 165H186V166H183L182 164L180 165ZM187 162H189V165H190V167H189V165H188V163ZM190 162H191V164H190ZM192 162H193V165H192ZM217 162V161H216ZM8 163V164H7ZM11 163H13L12 165H11ZM56 163H58V162H56ZM87 163H88V161H87ZM109 163V162H108ZM130 163H133V161H131ZM166 164H167V161L165 162ZM173 163V162H172ZM187 163V164H186ZM194 163H196L195 164V166H194ZM210 163V164H211ZM10 164V166H8ZM16 164H18V166H17V168H16ZM31 164V163H30ZM37 164V163H36ZM47 163H46V165H47V167L49 166ZM53 164V165H54ZM102 164V163H101ZM100 164V166L98 165V167H101V166H103L104 165V163H103V165H101ZM124 164V163H123ZM134 165H135V163H133ZM137 164V163H136ZM141 164V165H142ZM165 164V165H166ZM3 165H4V167H3ZM14 165H15V167H14ZM24 165H22L21 167L23 168V166ZM40 165V164H39ZM41 165H42V163H41ZM43 165H44V163H43ZM57 165V164H56ZM55 165V166H56ZM65 164H62V166H64ZM124 165H126V166H129L130 164H124ZM170 165H171V163H170ZM170 165H168L169 167H170ZM175 165V167H173ZM196 165H198L197 167H196ZM6 166H8V167H6ZM24 166V167H25ZM58 166V168L55 170V168L53 169V170H55L56 172H59L58 171V169H59V167H61L60 165H57ZM110 166V165H109ZM125 166V167H126ZM131 166V165H130ZM133 166V165H132ZM167 166V165H166ZM172 167H173V171L176 169V164L175 163H173L172 165H171ZM177 166V167H178ZM212 166V165H211ZM12 167H13V170H15L14 168H16V170L18 171H16L15 170V173H14V171H12ZM20 167V168H21ZM38 166L36 165V168H37ZM46 167V168H47ZM54 167V166H53ZM103 167H106V166H103ZM172 167H171V169H172ZM186 168V167H188V169H183V168ZM195 167V168H194ZM262 167H264V164L262 165ZM262 167H260V170L262 169ZM3 168H5V169H3ZM21 168V169H22ZM40 168V167H39ZM38 168V169H39ZM50 168V167H49ZM52 168V167H51ZM51 168H50V171H51ZM190 168V169H189ZM192 168V169H191ZM224 168V169H223ZM11 169V170H10ZM41 169V168H40ZM42 169L44 170V168H43V166H42ZM161 169H162V167H161ZM179 169V168H178ZM177 169V170H178ZM181 169H183V170H181ZM193 169H195V170H193ZM249 169H251L249 166H247V165H245L244 166V168L242 169V174H245V178H247V176H248V174L250 175V170ZM253 169V170H252ZM251 170V172H255V173H257V174H255V173H251V174H253V176H255L254 178H256V179H258L257 178V176H258V174H259V172H261V174H262V172H263V170H259V168H252ZM42 170V171H43ZM199 170V171H198ZM246 170V171H245ZM10 171V173H8ZM26 171H24L23 172V170H22V172L21 173H25ZM36 172L38 171L37 169L35 170ZM40 171V170H39ZM42 171H40V172H42ZM46 171H47V169H46ZM50 171H49V173L47 172H45V173H43L42 175L43 176H45V177H47V175H48V177L50 178L51 176H53L52 174V171H51V173L52 174H50ZM166 171V172H165ZM170 171H172V170H170ZM172 171V172H173ZM181 171H183L182 172V174H180L181 173ZM191 171V172H190ZM193 171V172H192ZM201 171V172H200ZM257 171H259V172H257ZM13 172V173H12ZM44 172V171H43ZM54 172V171H53ZM188 172V173H187ZM221 172V173H220ZM246 172H248V174L246 173ZM0 173V175H2ZM31 173V174H30ZM159 173V172H158ZM6 174V175H5ZM12 174H13V178H15V179H13L12 178ZM17 174V175H16ZM29 174L31 175V176H29ZM56 175H57V173H55ZM160 174H162V173H160ZM175 174H176V172H175ZM175 174H173V175H175ZM193 174V175H192ZM200 174H201V176H200ZM217 174H218V176H217ZM2 175V176H3ZM9 175V176H8ZM42 175H38V177L40 176H42ZM50 175V176H49ZM182 175V176H181ZM222 175V174H221ZM7 176V177H6ZM15 176V177H14ZM260 177H262L261 175H259ZM9 177V178H8ZM16 177H19V178H16ZM29 177V179L28 180H30V178L32 177V178H34V180H32L31 179V183L28 181V183H30L31 184V186L28 184V183H26V178H28ZM39 177V178H40ZM54 177H56L55 175L53 176V179L52 178H50L51 180H50V182H49V185H52V182H53V180H56L57 179V181L54 183L55 185H58L59 187H61V185H59V183L60 182H58V180L59 181H61L60 179H58V178H60L59 176H58V178L56 177V179H54ZM158 177V178H157ZM178 177L180 178V179H178ZM196 177H194V178H196ZM42 178V177H41ZM40 178V179H41ZM157 178V179H156ZM193 178V179H194ZM18 179H19V181H18ZM37 177H36V180L34 181V182H36L37 181ZM38 179L39 181H37V182H42V180L43 179ZM61 179H62V177H61ZM154 179V180H153ZM248 179V178H247ZM261 179V178H260ZM10 180H12V182L14 181V182H16V183H18L19 185H21V181H25V183H23V185H25L26 187H29V188H27L28 190H33V195H31V197L30 198H32L31 200H33V199H35V200H33V201H31L30 200V198H28L29 199V201H31L32 203H34V201H36L37 199L36 198H34L33 196H36V197H39V195L41 194V197H42V195H43V197H44V199L46 198V200L44 201V203H43V201H42V203H36L35 202V204H30L31 202H29V201H27L28 199L26 198V199H23L24 198V195L22 194V195H20V197L21 198H19V196H11L10 194H8V192L5 190V189H8L9 188V186H10V188H9V190L8 191H10L13 187L15 188V187H17L18 186V184H12V183H10ZM48 179L46 178V181H44V182H46L47 184H48V181H47ZM155 180H157V181H155ZM198 180V181H199ZM217 180V181H218ZM259 180V179H258ZM4 181V182H3ZM7 181V182H6ZM52 181V182H51ZM155 181V182H154ZM172 181H176L175 183V185H171V184H173L174 182H172ZM220 181V180H219ZM232 181V180H231ZM235 181V180H234ZM247 181V180H246ZM260 181V180H259ZM44 182L42 183V184H44ZM118 182V181H117ZM157 182V183H156ZM215 182V181H214ZM214 182H211V184L213 185L214 184ZM221 182V181H220ZM220 182H216V184L214 185V186H212V185H210V186H212L211 187V190L212 189H214L215 188V190L217 189V191L219 190V192L218 193H220V194H224V195H222V196H229V197H225L226 198V200L228 199V198H236V200H237V197L238 196H236L237 194V192L239 191H235V195H232V197L229 195V194H227V193H231V192H233V191H231V189L230 188H232V189H234V190H237V188L235 189L234 187V185L235 184H237V183H235V184H232V183H227V184H232V186L230 185L229 186V189L227 188L228 187V185H226L225 184V186H226V188H227V191H226V189H225V191H226V193L224 192H222L221 193V191L222 190H224L223 188H225L224 186H223V188H222V185H224V183L222 184V182H221V184H220ZM243 182H245L244 180H243ZM264 182V180L262 181V179H261V181H260V183L262 184ZM8 183V184H7ZM40 183H37L38 184V186L39 187H43V186H45V185H43V186H41L40 185ZM154 183H156L155 185H154ZM171 183V184H170ZM210 183V182H209ZM3 184V185H2ZM5 184H7V188L4 186ZM46 184V185H47ZM249 184V185H248ZM248 184H247V182H246V184L244 183V184H242V182H241V187L239 188V189H245V190H242V192L244 191V193H243V195L245 196V195H247V193L250 191V193H251V190L252 189H250L248 186H250V183H249V181H248ZM2 185V186H1ZM9 185V186H8ZM14 185V186H13ZM17 185V186H16ZM27 185H29V186H27ZM34 185H36L35 183H34ZM154 187H153V186ZM198 185H199V183H198ZM208 185V183L206 184V185H203V184H201V187L200 186H198V189H200V191H202L203 189V192L207 189V187L209 188V186H207ZM238 185V184H237ZM58 186H53V187H58ZM144 186V187H143ZM151 188H150V187ZM239 186V185H238ZM237 186V187H238ZM5 189H4V188ZM47 187V186H46ZM45 187V188H46ZM51 187V186H50ZM153 187V188H152ZM203 187V188H202ZM31 188V189H30ZM35 188V189H34ZM135 188V187H134ZM202 188V189H201ZM43 189H44V187H43ZM56 189H58V188H56ZM59 189H61V188H59ZM133 189V188H132ZM131 189V190H132ZM169 189V190H170ZM184 189V190H183ZM6 191V193H5V191ZM39 191V193H35V194H38V196L37 195H34V192L35 191ZM64 190V192L63 193H65L66 194V192L68 191V190H66L65 191V189H63ZM178 190V189H177ZM247 190H249V191H247ZM4 191V192H3ZM152 191V190H151ZM199 191V192H200ZM209 191V190H208ZM207 191V192H208ZM217 191H216V193H217ZM10 192H12V191H10ZM9 192V193H10ZM26 192H29V193H31L30 191H26ZM178 192H179V190H178ZM214 192V191H213ZM55 193H57V192H55ZM62 193V194H63ZM65 194L63 195V196H65ZM205 194V193H204ZM25 195L26 196H28L29 197V195H27V193H25ZM48 195H50V194H48ZM53 195H55V194H53ZM60 195H61V193H60ZM67 195V194H66ZM193 195H197V194H193ZM207 195V194H206ZM217 195V197H218V194H216ZM242 195V196H243ZM22 196H23V198H22ZM59 196V195H58ZM62 196V195H61ZM60 196V197H61ZM198 196V195H197ZM197 196H195L196 198H197V201H200V199H201V201H202V203H207V205L209 204V200H208V196L205 198V197H201L200 199H198L199 197H197ZM215 196V195H214ZM234 196V197H233ZM10 197V198H9ZM42 197V198H43ZM49 197V196H48ZM53 197H55V198H57V196H53ZM60 197H58L57 199L60 201H58L57 199H55L56 201H58L61 205H64V203L65 204H68V203H71V201H69L68 202V200H65V202L63 201V199H62V197L60 198ZM67 197V196H66ZM165 197H168L167 196V194L165 193V194H163L162 195V197H160V202L161 203H164V204H167V203H169V202H172V200H174L172 197L171 198H165ZM194 197V196H193ZM216 197V196H215ZM220 197V196H219ZM218 197V198H219ZM246 197H248V196H246ZM12 198V201L14 200V198H16V200H14L13 202H15V201H17V202H19V203H17V202H15L16 203V206H14V208L16 207V209L18 210H16V209H14V208H12V206H9L10 205V203L12 202V201H10V203H9V201H8V199H11ZM18 198V199H17ZM51 198H52V195H51ZM186 198V197H185ZM185 198H180V199H182V200H180V202H179V204L180 203H186L187 202V199H185ZM195 198V199H196ZM205 200H204V199ZM210 198V197H209ZM223 198V197H222ZM23 201H21V200ZM50 199V198H49ZM53 200H54V198H52ZM52 199H50V201H52ZM211 199V198H210ZM242 199V198H241ZM27 202H26V201ZM204 200V201H203ZM214 200V202H216L217 200H215V199H213ZM213 200L210 202V203H212L213 202ZM221 200V201H220ZM225 199H224V201H226ZM231 200V199H230ZM229 199H228V202L230 201ZM232 200H234V199H232ZM232 200H231V202H232ZM239 200H240V198H239ZM38 201V200H37ZM49 201V202H50ZM62 201V202H61ZM132 201V200H131ZM135 201H132L133 203H135ZM176 199H175V202L174 203H176ZM178 201H179V199H178ZM183 201V202H182ZM197 201L195 202V204H197ZM207 201V202H206ZM219 201L220 202H222L221 204H224L223 203V200L221 199V197L219 198ZM219 201H217V202H219ZM235 201V200H234ZM242 201H244V200H242ZM22 202V203H21ZM39 202H41V198H40V200H39ZM58 202H56L57 204H59ZM67 202V203H66ZM138 202V203H139ZM213 202V203H214ZM225 203L226 205L228 204V205H230L229 203ZM9 203V204H8ZM27 203H29V204H27ZM51 203H53V205L55 204L54 202H51ZM51 203H49L48 204V206L51 204ZM74 203H76V202H74ZM78 203H79V206H81V207H86V205L88 204V201H84V203L83 202H80V201H78ZM83 203V204H82ZM178 203V202H177ZM201 203V202H200ZM200 203H198V204H200ZM212 203V204H213ZM233 203V202H232ZM18 204V205H17ZM39 204V205H38ZM40 204H43V205H40ZM81 204V205H80ZM84 204H85V206H84ZM197 204V205H198ZM215 204V203H214ZM217 204V203H216ZM45 205V206H44ZM90 205H91V203H90ZM202 205V204H201ZM200 205V206H201ZM7 206H9V207H7ZM26 206V207H25ZM28 206H30V207H28ZM41 206V207H40ZM51 206V205H50ZM208 206H210V205H208ZM6 207V208H5ZM18 207H20V209L22 210H20V209H18ZM24 207V208H23ZM4 208L6 209V210H4ZM34 209V210H33ZM16 211V213H20V214H14V212ZM24 211V212H23ZM46 212V214H45V212ZM25 212H26V214H28V213H30V214H28V215H26L25 214ZM2 213V214H1ZM11 213V214H10ZM7 214L9 215V217L7 216ZM12 214H14V217L13 216H10V215H12ZM25 214V215H24ZM49 214V215H48ZM7 216V217H6ZM43 216V217H44ZM11 217V218H10ZM17 217V218H16ZM56 217V218H55ZM140 217V216H139ZM138 217V218H139ZM151 217H153L152 215L150 216V219L149 218H147L148 220V224H146V220H145V217L143 218V217H141L142 219H144L145 220V223H143L144 222V220H143V222H142V219L141 218H139V219H141V220H139V219H137V221H138V223L141 225H139V227H138V230L139 231H141V229H143L140 233L138 232V235H140V234H143V232H148V230L149 229H151V228H155L154 227V224L156 223V221H153L152 219H154V218H151ZM7 218V219H6ZM40 218H42V214H41V217H39V219ZM45 218V219H46ZM96 218H98V217H96ZM95 218V219H96ZM4 219V220H3ZM34 219V218H33ZM33 219H31V220H33ZM99 219V218H98ZM100 219H101V217H100ZM99 219V220H100ZM12 220V221H11ZM30 220V219H29ZM36 220L38 221V218H36ZM44 220V219H43ZM99 220H97V222H100ZM165 220V219H164ZM3 221V222H2ZM9 221H11V222H9ZM34 221H35V219H34ZM33 221V222H34ZM101 221H103V220H101ZM140 221H141V223H140ZM10 223V224H9ZM159 224L161 223L160 221L158 222ZM6 224V228H7V225H8V228L10 229V232L9 231H7V230H4V232H3V228H5L4 227V225ZM37 224V223H36ZM12 226V227H11ZM151 226V227H150ZM264 226V223H262L261 224V227H263ZM11 227V228H10ZM5 228V229H6ZM7 228V229H8ZM12 230V231H11ZM93 230H95L93 227L91 228V231H93ZM6 231V232H5ZM8 232V233H7ZM95 232V231H94ZM98 232V231H97ZM145 232V233H146ZM101 236H103V234H101V232H98ZM97 233V235H99ZM13 236V235H12ZM11 236V237H12ZM108 236H111V234H109ZM10 237V238H11ZM104 237V236H103ZM114 237V235H112L110 238L111 239H114L113 238ZM255 237H257L258 239H259V241H261V238L264 240V236L262 235H255ZM100 238V237H99ZM106 238H108V240H109V237H106ZM110 239V241H112ZM227 239V238H226ZM225 239V240H226ZM87 240V239H86ZM9 241V240H8ZM99 241H101L102 243L105 241V243L107 244V246L106 247H108V249H109V252L107 251V250H105V251H107V252H105V251H102L101 249L102 248H99L100 249V252H99V250H98V252H99V255H95L94 254V256L92 257V258H94L95 256H97L96 258H94V259H96V260H98V261H100L102 258H103V260H101V262L102 261H104L105 259H104V257H103V255L105 254V256L107 255V254H109L110 252L112 253V252H117L116 254H120V253H118V251L119 252H121L122 253V255L125 257L126 255V257H125V259H127V260H125V262H122V263H130V261H128V259L129 260H131V258L135 255V254H138L139 253V255L144 259V261L146 260V263L147 262H149V261H152L151 263H153V264H177V263H173L171 260H168V259H166V258H164V257H162L158 252H154V251H151L150 249H147L146 247H144V246H137V245H130L128 242V240H126V241H123V242H119L120 243V245L122 246V248H123V250H125V248L124 247H127L126 248V250L125 251H123V252H126V251H129L128 252V254H127V252L126 253H123L122 251H121V246L118 244H116L117 246H115V247H118L120 250H118V248L115 250V249H112L111 251H110V246H114V243L113 242H111L110 244L109 243H107L108 241L107 240H104V239H101L100 238V240ZM107 241V242H106ZM109 241V242H110ZM114 241V240H113ZM0 243V250H4V248H2V246L4 247V245H3V243ZM101 242H99L98 244H99V247H101V246H105V245H101ZM118 243V242H117ZM124 243V244H123ZM127 244V245H126ZM101 245V246H100ZM104 248V249H107V248ZM114 247V248H115ZM131 247H132V249H131ZM135 247H136V249H135ZM113 248V247H112ZM139 248V249H138ZM141 248V249H140ZM145 248V249H144ZM103 249V250H104ZM148 251H147V250ZM133 250H135V252L133 251ZM137 250H138V252H137ZM142 250V251H141ZM102 251V252H101ZM131 251V252H130ZM151 251V252H150ZM1 252V251H0ZM98 252L96 253V254H98ZM133 252V253H132ZM102 253V254H101ZM104 253V254H103ZM110 253V255H113V256H115L116 254L114 253V254H111ZM129 253L131 254V256L129 255ZM152 253V254H151ZM153 253H155V254H153ZM125 254V255H124ZM133 254V255H132ZM157 254H158V256H157ZM102 255V256H101ZM109 255V256H110ZM99 256V257H98ZM108 256V255H107ZM108 256V257H109ZM121 257L120 258V260H119V258H118V261L119 262H117L116 261V263H121L120 261H122L123 259H124V257ZM129 256H130V258H129ZM160 256V257H159ZM107 257V258H108ZM159 257V258H158ZM162 257V258H161ZM110 258H113V261H114V258H116V256L115 257H112V256H110ZM109 258V259H110ZM123 258V259H122ZM161 258V259H160ZM260 260H262V259H264V249H263V251L261 252V256H259L258 257ZM151 259V260H150ZM117 260V259H116ZM50 261H53V260H50ZM85 261H88L87 259H85ZM143 261V262H144ZM155 261V262H154ZM159 261V262H158ZM47 262H49V261H47ZM55 262H57V261H55ZM115 262V261H114ZM157 262V263H156ZM262 262V261H261ZM58 263H59V261H58ZM115 263V264H116ZM150 263V264H151ZM60 264V263H59ZM62 264V263H61ZM148 264V263H147Z\"/></svg>","mask_w":264,"mask_h":264},{"label":"bare ground","instance_id":"6f19581e","mask_svg":"<svg viewBox=\"0 0 264 264\" xmlns=\"http://www.w3.org/2000/svg\"><path fill=\"white\" fill-rule=\"evenodd\" d=\"M232 3V2H231ZM262 20V19H261ZM23 23V22H22ZM13 27V26H12ZM258 27V26H257ZM23 29H24V27H23ZM257 32V31H256ZM12 34V33H11ZM21 34V33H20ZM29 35H30V33H28ZM28 34H27V37L29 38H31V37H33V36H28ZM14 35V34H13ZM256 35V34H255ZM23 36V35H22ZM25 36H26V34H25ZM11 38V37H10ZM26 38V37H25ZM71 40H72V44L70 45V46H68V47H66L65 45H66V43H67V41H66V43H61L60 44V42H58L61 46H62V49L60 50L59 48H55V47H49V46H45L44 44H43V42H41L43 45H41V47H40V45L38 44V42H35L36 41V39H35V41H34V39L32 38V39H30V42L28 43H26V48H27V50H29V51H27L25 54H23V56H21V57H19V59L17 60V61H14V64H12L13 66H12V68H10V69H8V71L5 73V77H4V73H3V77H2V80H1V82H0V89H2L3 87L5 88V89H7V90H5V91H7V98L9 99V97L11 98L10 100H21V101H23V104L26 106V107H30L31 109L33 108V106H36L37 107V109H38V111L40 110L39 108L40 107H44L43 106V104L41 105V106H37V104H38V102H40V100H43L44 101V99H42L43 97L42 96H48V94L46 95V92L48 91V90H46V89H44L45 91H43V88L45 87V84L46 83H48L47 81L50 79V78H52L53 80L55 79V78H60V80L59 81H67V79H69V78H71V77H73V80L75 79V80H77V82L74 80V83L76 82V83H78V81L80 80L81 81V79L83 78H81V79H78V77L77 76H79L80 77V75H78V73L80 74L81 72H82V64L83 63H85L86 64V62L88 61L89 62V60H90V62H94V64H95V69L96 70H98V72L97 71H94L95 73L93 74L92 72L93 71H90L91 73H86V75L87 74H89V75H95V74H99V72H104V73H108V74H110L111 76H114V78L116 77V76H118V77H121V72L122 71H124V70H129V72L130 73H128L127 71H125V72H127V74H131V69H130V66H132L133 68L136 66L134 63H133V61L135 60V59H137L136 57H134V60L133 59H131V61H130V58H132L133 57V55H126V54H121V53H118L119 51H120V48L119 49H116L117 51V53L119 54V55H116V59H115V61H112V62H105V59L106 58H103L102 56L100 57V54L98 53V51L97 52H95V51H93V50H91L90 48H86V47H84L83 45H80L78 42H76L75 40H74V34L72 35V36H70L69 37ZM113 38V37H112ZM84 39V38H83ZM250 39V38H249ZM254 39V38H253ZM252 39V40H253ZM237 40V39H236ZM3 41V40H2ZM24 41V40H23ZM28 41H29V39H28ZM115 41V40H114ZM257 40H255V42H256ZM20 42V41H19ZM18 42V43H19ZM70 42V41H69ZM85 42V41H84ZM83 42V43H84ZM119 42V41H118ZM254 42V43H255ZM260 42V43H259ZM259 42H257V43H259V45L261 46V47H263L264 46V39H260V41ZM47 43H48V41H47ZM46 43V44H47ZM80 43H82L81 41H80ZM110 43V42H109ZM248 43H249V45L251 44V42H247V45H248ZM25 44V43H24ZM28 44V45H27ZM51 44V43H50ZM68 44V43H67ZM116 44V43H115ZM120 43H118V45H119ZM253 44V43H252ZM251 44V45H252ZM17 45V44H16ZM249 45H248V48H249ZM27 46H29V49H28V47ZM45 46L46 48L45 49H43V47ZM63 46H65V48L63 49ZM245 45L243 44V46L242 47H244ZM118 47V46H117ZM241 47V46H240ZM242 47H241V49H242ZM247 46H245L244 48H246ZM258 47V46H257ZM256 46H255V49L257 48ZM12 48V47H11ZM113 48V47H112ZM148 48V47H147ZM231 48V47H230ZM124 49V48H123ZM123 49H121V50H123ZM149 49V48H148ZM238 49V48H237ZM254 49V48H253ZM262 49H264V48H262ZM127 50V49H126ZM229 50V49H228ZM244 50V49H243ZM251 50V49H250ZM110 51V50H109ZM236 51H239L238 53H240V49L239 50H236ZM248 51V50H247ZM256 51H259L258 49L256 50ZM6 51L4 50H1L0 49V54H3V53H5ZM9 52V51H8ZM101 52V51H100ZM244 52V54H242V51H241V54L242 55H244L242 58H244V59H247V61H249V58H251V60H252V62L253 61H257L256 60V58H258V59H260L259 57H258V55H255V54H257L256 52L255 53H253V51H248V52H250L251 54H249L248 52H246L245 50L243 51ZM245 52H246V54H245ZM114 53V52H113ZM232 54V53H231ZM249 54V55H248ZM255 55L254 56V58L255 59H253V57H251L252 55ZM5 55V54H4ZM141 55V54H140ZM224 55V54H223ZM227 55V54H226ZM237 55H240V54H237ZM137 56V55H136ZM257 56V57H256ZM262 56V54L260 55V57ZM143 57V56H142ZM206 57V56H205ZM204 57V58H205ZM239 57V56H238ZM238 57L236 56V58L237 59H235V56H234V58H233V60H230V61H234V59L235 60H238ZM249 57V58H248ZM146 58V57H145ZM201 58H203V57H201ZM262 58V57H261ZM127 59H129V60H127ZM148 59V58H147ZM146 59V60H147ZM157 59V58H156ZM159 59V58H158ZM157 59V60H158ZM194 59V58H193ZM193 59H191L192 60V62L190 61V63H192V64H189V67H191V65L193 66ZM198 59V58H197ZM213 59V58H212ZM229 59V58H228ZM243 59V60H244ZM145 60V59H144ZM143 60V61H144ZM141 61V63L143 64H137L138 65V67H139V73L141 72V65H142V67H143V69H144V75L143 76H145L146 74V72L148 73V76L150 77V79H151V81H155V82H157L158 81V83L160 84V85H162L161 87H163L164 88V91H163V93L162 94H160L159 95V97H157L156 98V96H155V98L156 99H152V101H155V102H150V100H149V102H147V100H145V103L146 104H141L140 106L141 107H139L140 109H141V111L140 112H142L143 110V114H141L140 115V112H138L139 111V108H138V110L136 111V113L138 112L139 114H137V115H140V116H144V117H142L143 118V120L144 121H146V119L147 120H149V119H155L154 121H151V125H152V123H154V124H156V125H159V126H161L160 124L161 123H164L163 121H161V120H163V119H161V120H159L160 121V124H159V121H158V119H156L155 117H157V118H159L160 117V115H162V117H165V116H163V113H167L168 111H170V110H172L171 108H172V106H174V104H178V101H180V100H182L184 97H185V95L188 93V92H191V91H189L191 88H192V86L194 85V83L192 82L193 80H194V78H192V75H191V73H190V71L189 70H187V68L189 69V67H187V65L186 64H184V66H180V68H178L177 67V69H175L176 71L179 69V71H180V69H181V71L180 72H182L184 69L186 70H184L183 72V74L182 75H179L178 74V72L179 71H177V73H174L175 71H172V68H170V67H168L166 64H164L163 62H160V63H158L157 62V64L155 63H153V64H151V62H149V60H147V61ZM187 60V59H186ZM190 60V59H189ZM195 60V59H194ZM199 60H200V58H199ZM206 60V59H205ZM243 60H241V61H243ZM250 60V61H251ZM31 61H33L32 63H31ZM139 61V60H138ZM140 61H139V63H140ZM160 61H161V59H160ZM188 61V60H187ZM186 61V62H187ZM246 61V65H248V63L250 62H247ZM87 62V63H88ZM89 62V63H90ZM185 62V61H184ZM196 62L198 63V61L196 60ZM200 63H201V61H199ZM235 62V61H234ZM260 62V61H259ZM88 63V64H89ZM129 63V64H128ZM133 63V64H132ZM149 63V64H148ZM132 64V65H131ZM240 64V63H239ZM243 64V63H242ZM11 65V64H10ZM134 65V66H133ZM194 66H196V65H194ZM252 66H254V65H252ZM184 67H187V68H184ZM224 67V66H223ZM225 67H226V65H225ZM228 67V66H227ZM92 68V67H91ZM133 68H132V72H133ZM175 68V67H174ZM193 67H191L190 69H192ZM197 67H194V70L195 71H197V69H196ZM214 68V67H213ZM25 69V70H24ZM136 69V68H135ZM226 69V68H225ZM224 69V70H225ZM5 70H6V68H5ZM24 70V71H23ZM198 70H199V68H198ZM202 70V69H201ZM204 71H205V69H203ZM222 70H223V68H222ZM222 70H220V71H218L219 72V74L220 73H223L222 72ZM146 71V72H145ZM5 72V71H4ZM97 72V73H96ZM124 72V73H125ZM185 72L187 73V74H185ZM202 72V71H201ZM200 72V73H201ZM226 72H228V69H226L225 70V72H224V74L226 73ZM231 72V71H230ZM77 73V76H75L76 78H74V75ZM197 73H198V71H197ZM200 73H198V74H200ZM203 73V72H202ZM201 73V74H202ZM239 74H241V71L240 72H238ZM257 73V72H256ZM178 74V75H177ZM197 74V75H198ZM216 75H217V72L215 73ZM219 74H218V76H219ZM224 74H220V75H223L222 77L224 78ZM244 74H246V73H243L242 74V77L244 78ZM0 75H2L1 73H0ZM85 75V76H86ZM86 76L87 78V80L85 81L84 79H83V81H85V82H89V79H88V77L90 78V76ZM123 75V74H122ZM140 75H142V73H140ZM196 75V76H197ZM213 75V74H212ZM82 76V75H81ZM84 76V77H85ZM142 76V77H143ZM191 76V77H190ZM238 77L237 78H239V75H237ZM246 76V75H245ZM250 76V75H249ZM1 77V76H0ZM105 77H106V75H105ZM104 77V78H105ZM132 77H133V75H132ZM148 77V78H149ZM242 77H240L241 79H242ZM259 77V76H258ZM264 77V76H263ZM96 78V77H95ZM127 78H129L128 76H127ZM147 77H146V79H148ZM214 78V77H213ZM225 78H227V76L225 77ZM224 78V79H225ZM260 78V77H259ZM259 78H256V79H259ZM262 78V77H261ZM51 79V80H52ZM62 79V80H61ZM72 79V78H71ZM100 79V78H99ZM98 79V80H99ZM103 79V78H102ZM106 79V78H105ZM150 79H149V81H150ZM193 79V80H192ZM210 79V78H209ZM245 79H247V78H244V80ZM250 79V78H249ZM252 79V78H251ZM107 80V79H106ZM106 80H102V81H106ZM109 80V79H108ZM212 80H214V79H212ZM211 80V81H212ZM217 80V79H216ZM222 81H224L223 79H221ZM253 81L252 82H254L255 80L254 79H252ZM260 80V79H259ZM100 81V80H99ZM134 81V80H133ZM140 81V80H139ZM147 81V80H146ZM153 81V82H154ZM206 81V80H205ZM209 81V80H208ZM208 81H207V83H208ZM243 80H241V82H242ZM249 81H251V80H246V82H248V84H251V83H249ZM261 81H264V78H263V80H261ZM68 82V81H67ZM82 82V81H81ZM101 82V81H100ZM100 82H98V83H100ZM129 82H130V80H129ZM128 82V83H129ZM148 82V81H147ZM204 82V81H203ZM221 82V81H220ZM245 82V83H246ZM255 82H258V81H255ZM253 83V84H256V83ZM119 84V83H117V82H111L110 81V83H105L106 85H104V83H101L100 85H99V87L97 88H94V91H95V89H97L98 91H100L102 88V86L104 85V88L100 91V93H97L98 95L99 94H101V92L103 91V90H105V88H108V89H110V88H112V87H110L109 88V86H112V84ZM139 83V82H138ZM140 83H141V81H140ZM206 83V84H207ZM212 83V82H211ZM210 83V84H211ZM222 83V82H221ZM221 83H219V84H221ZM231 83V85H234V82H230ZM259 83V82H258ZM53 84H54V81H53ZM65 84H72V80H70L68 83H65ZM79 84H81L80 82H79ZM82 84H83V82H82ZM132 85L134 84V83H131ZM143 84V83H142ZM142 84H138V85H141L142 86ZM145 84V83H144ZM196 84V83H195ZM205 84V85H206ZM209 84V83H208ZM209 84V85H210ZM217 84V83H216ZM223 84V83H222ZM226 84H228V83H226ZM264 84V83H263ZM89 85V84H88ZM87 85V86H88ZM128 85V84H127ZM135 86H136V84H134ZM137 85V86H138ZM146 85V84H145ZM155 85H157V84H155ZM197 85V84H196ZM212 85V84H211ZM229 85V84H228ZM230 85V86H231ZM237 87H236V86ZM234 86H235V88H238V85L237 84H235ZM259 86L261 85V84H258ZM83 86L84 85H82V86H80V87H82L83 88ZM107 86V87H106ZM149 86V82H148V84H147V86L146 87H148ZM217 86V85H216ZM221 86V87H220ZM219 86V89H218V87H217V89H218V91L221 89V91L222 90H224L225 88H224V86L225 85H220ZM234 86H232V87H230L231 89L234 87ZM241 86H243L242 84L241 85H239V87H241ZM257 86V85H256ZM2 87V88H1ZM79 87V86H78ZM150 87H153V86H151V84H150ZM213 88L215 87L214 85L212 86ZM223 87V88H222ZM225 87H228V86H225ZM249 87H252L251 85L250 86H248V88ZM253 87H255V85L253 86ZM262 87H264V85L262 86ZM261 87V88H262ZM48 88V87H47ZM50 88H51V86H50ZM86 88V87H85ZM92 88V87H91ZM118 88H119V86H118ZM125 88V87H124ZM142 88V87H141ZM199 87H197V89H198ZM205 89H202L201 88V93H202V90H204L203 92V94L201 95L200 94V96H202L203 98L205 97V94L206 93H208L209 95H210V92H208L206 89H207V86L206 87H204ZM229 88V87H228ZM241 88H243V87H241ZM241 88L240 89H236L237 90V94H239L238 93V91L239 90H241ZM258 88V87H257ZM87 89V88H86ZM89 89V88H88ZM100 89V90H99ZM117 89V88H116ZM116 89H114V86H113V89L111 90V92H113V90H116ZM120 89H121V87H120ZM130 89H132L131 88V86H130ZM196 89V90H197ZM215 89V88H214ZM213 89V90H214ZM231 89H230V91H231ZM244 89H246V88H244ZM244 89H243V91H244ZM250 89H252V88H250ZM4 90V89H3ZM52 90V89H51ZM50 90V91H51ZM76 90V89H75ZM74 90V91H75ZM90 90V89H89ZM109 90V91H110ZM118 90V89H117ZM133 90V89H132ZM132 90H131V93H134V92H132ZM137 89H135V90H133V91H135V95L136 96H139V95H137L136 94V91ZM153 90V89H152ZM161 90V89H160ZM212 89H210L209 91H211ZM212 90V91H213ZM227 90V89H226ZM226 90H225V93H226ZM254 90V89H253ZM260 90H262V89H260ZM81 91V93H82V90H80ZM88 91V90H87ZM121 90H119V95L121 94V92H120ZM127 92H126V95L124 96V93H123V95L122 96H124V97H127L126 99H123L124 97H121L120 98V102L118 103L119 105H120V103H121V101L122 100H124L123 102H126L128 99L130 100V98H128V96H130L131 94H129L128 93V89L126 90ZM139 91H141V90H139ZM139 91H138V93H139ZM144 91V90H143ZM197 91H199V90H197ZM207 91V92H206ZM211 91V92H212ZM230 91H228V93L230 92ZM232 91H235V89L234 90H232ZM242 91V90H241ZM242 91V92H243ZM246 91V90H245ZM243 92L244 94L246 93V92H248V93H250L249 91H246V92ZM252 91V90H251ZM258 91V90H257ZM257 91H254L255 93L257 92ZM3 92V91H2ZM10 93V95H8L9 93ZM44 92H45V94H44ZM73 92V91H72ZM71 92V93H72ZM76 92V91H75ZM83 92H85V90L83 91ZM97 91H95V93H96ZM125 92V91H124ZM200 92V91H199ZM199 92H196L195 93V90H194V92H192V95H193V93H195V95L196 94H198V96H199ZM206 92V93H205ZM213 92H215V91H213ZM217 92V91H216ZM261 92V91H260ZM260 92L258 93L259 95V97H260ZM60 93V92H59ZM79 93V92H78ZM86 93H88V92H85L84 94H85V97H86ZM94 93V92H93ZM105 93V92H104ZM103 93V94H104ZM108 93V92H107ZM128 93V94H127ZM218 93V96H221V94H222V92H221V94L219 93V92H217ZM217 93L215 94L214 93V95L216 96L217 95ZM224 93V92H223ZM231 93H235V92H231ZM230 93V94H231ZM235 93V94H236ZM248 93H246L248 96H249V94ZM263 93V92H262ZM261 93V94H262ZM83 94V95H84ZM96 94V95H97ZM109 94H110V92H109ZM118 94V93H117ZM142 94H143V92H142ZM191 94V93H190ZM212 94V93H211ZM235 94H231L232 96H235ZM6 95V94H5ZM51 95V94H50ZM66 95H67V93H66ZM68 95H69V93H68ZM67 95V97L68 98H70V97H73V96H71V95H75L74 97H76L77 95H76V93H72L71 95H69L68 96ZM93 95V94H92ZM97 95V96H98ZM111 95H113V93L111 94ZM119 95H117V96H119ZM135 95H133V97L135 96ZM191 95V96H192ZM204 95V96H203ZM223 95H225V96H227V94H223ZM222 95V96H223ZM231 95H229V97H226V98H230V96ZM252 95H254V94H252ZM255 95H257V94H255ZM263 95V94H262ZM79 96H81L82 97V94L81 95H78L77 97H79ZM108 96V95H107ZM132 96V95H131ZM135 96V97H136ZM146 96H149V94L148 95H146ZM152 96V95H151ZM153 96V97H154ZM190 96V95H189ZM190 96V97H191ZM198 96H192V97H197V99H198ZM206 96H208V95H206ZM241 96L242 97H244V99H246L245 98V96H243V94L241 93ZM45 97V98H46ZM55 97V96H54ZM63 97H65V98H67L66 96H65V94L63 95ZM76 97V98H77ZM95 97V96H94ZM132 97V98H133ZM134 97V98H135ZM140 97V96H139ZM190 97H188V98H185V100L186 99H189ZM241 97V101H242V98ZM252 97V96H251ZM255 97V96H254ZM49 98H50V96H49ZM58 97H56V99H57ZM61 99H62V97H60ZM93 98V97H92ZM91 98V99H92ZM102 98V97H101ZM107 98V97H106ZM133 98V99H134ZM137 98V97H136ZM146 98V97H145ZM200 98V97H199ZM203 98H201V99H203ZM212 98H213V95H212V97L210 98V99H207V98H205L206 100H212ZM225 98V99H226ZM236 98H237V96H236ZM236 98H234L233 97V99H236ZM250 98V97H249ZM53 99V98H52ZM55 99V100H56ZM74 99V98H73ZM93 99H99V98H93ZM93 99L91 100V101H93ZM115 99H119V97L118 98H114V99H112V101H111V103L112 102H114V110L115 111H117L118 110V107L116 106V102H115ZM122 99V100H121ZM139 99V98H138ZM191 99H193V100H197V99H194V98H191ZM200 99V100H201ZM218 100H219V98H217ZM217 99H216V103L218 102L217 101ZM222 99H223V97H222ZM225 99H223V100H225ZM233 99H231V100H233ZM239 100H240V98H238ZM238 99H236V101H239ZM264 98L262 97V100H263ZM7 100V99H6ZM72 100V99H71ZM76 100V99H75ZM89 100V99H88ZM100 100V102H102L103 103V101H104V99H102L103 101H101V99H99ZM106 100H108V99H106ZM126 100V101H125ZM157 100V101H156ZM184 100V101H185ZM190 100V99H189ZM213 100H215V97L213 98ZM222 100V102H229V99L227 100L226 99V101H223ZM247 100V99H246ZM249 100V99H248ZM254 100V99H253ZM252 100V101H253ZM260 100V106H262L263 104H264V102H263V104L261 105V99H259ZM48 101V100H47ZM52 101H54V100H52ZM68 101V100H67ZM73 101V100H72ZM71 101V102H72ZM77 102H79L78 100H76ZM82 101V100H81ZM118 101V100H117ZM131 101H133V100H131ZM184 101H182V103L184 102ZM251 101V100H250ZM249 101V102H250ZM264 101V100H263ZM3 102V101H2ZM5 102V101H4ZM46 102V101H45ZM49 102L50 101H48V104H49ZM55 102V101H54ZM74 102V101H73ZM72 102V104H74ZM100 102H98L97 100H96V103H99L98 104V106L99 105H101L102 106V108H103V104L105 103V101H104V103L103 104H100ZM134 102V101H133ZM135 102H136V100H135ZM190 102V105H191V101H189ZM201 102V101H200ZM203 102V101H202ZM212 102V101H211ZM214 102V101H213ZM221 102V103H222ZM234 102V101H233ZM247 102V101H246ZM256 102H258L259 103V101H255L254 102V104L256 103ZM6 104H8V105H10V102L8 103V100L5 102ZM66 104V102H63V104ZM68 103V102H67ZM81 103V102H80ZM109 103V106H104V109L105 108H110L111 106H110V101L108 102ZM130 104H132L131 102H129ZM144 103V102H143ZM181 103V104H182ZM186 103L188 104V101H186ZM186 103L184 102V104H182V105H180L179 104V106H183V105H186ZM195 104H196V102H194ZM193 103V104H194ZM232 103V102H231ZM237 103V102H236ZM251 103V102H250ZM11 104H13V103H11ZM44 104H46V103H44ZM56 104V103H55ZM60 104V103H59ZM71 103L69 102V105H70ZM90 104L91 103H89L88 105L90 106ZM93 104H95L94 102H93ZM93 104H91L92 106H93ZM127 104H128V102H127ZM129 104V105H130ZM152 104V105H151ZM198 104H199V102H198ZM211 103L209 102V105H210ZM213 104V103H212ZM211 104V106H213ZM217 104H219V102L217 103ZM224 104V103H223ZM226 104V103H225ZM228 104H230V103H228ZM232 104H234V103H232ZM238 104H240V102L238 103ZM243 104V107H244V103H242ZM247 104H248V102H247ZM247 104H245V105H247ZM253 104V103H252ZM253 104V105H254ZM257 104V103H256ZM5 105V104H4ZM53 105V104H52ZM61 105V104H60ZM67 105V104H66ZM97 105V104H96ZM129 105H126L125 107L127 108V109H129V110H127V111H130V110H132L133 109V112L132 113H134V111L136 110L135 108H136V106L135 105H133L132 107H131V105H130V107H129ZM197 105V104H196ZM196 105H195V107H196ZM203 105V107L205 108L206 106H204L205 105V103L204 104H202ZM206 105H208V104H206ZM207 106L209 109H210V107L211 106ZM2 106V105H1ZM48 106V105H47ZM68 106V105H67ZM82 106V105H81ZM81 106H79V107H81ZM97 106V107H98ZM121 106H124V105H121ZM120 106V107H121ZM135 106V107H134ZM145 106V107H144ZM176 106V105H175ZM173 107V108H177V107ZM232 105H230V107H231ZM234 106V105H233ZM240 106H242L241 104H240ZM258 106V105H257ZM24 107V106H23ZM25 107V108H26ZM35 107V108H36ZM66 107V106H65ZM74 107V106H73ZM91 107V106H90ZM119 107V109H121ZM125 107H122V109H124ZM206 107V108H207ZM228 107V106H227ZM237 107H239L238 105H237ZM243 107L241 108V109H243ZM255 107V106H254ZM50 108V107H49ZM75 108H76V106H75ZM77 108H78V106H77ZM116 108H117V110H116ZM130 108H132V109H130ZM185 109L186 108V106H184V107H180V109ZM193 108V107H192ZM202 107H200L199 108V110L201 109ZM204 108H202L203 110H204ZM205 108V109H206ZM207 108V109H208ZM233 108L234 107H232V110L229 108V110L230 111H235L236 109H234L233 110ZM244 108H246V107H244ZM248 108H249V106H248ZM263 108V107H262ZM262 108L260 109H258V110H256L255 112H252V114L253 113H256V114H254V115H256L255 117H257V112H261L262 111ZM27 109V108H26ZM37 109H36V111L35 112H37ZM41 109H43V108H41ZM90 108H87V110H89ZM95 109H98V108H96L95 107ZM104 109H103V114H104V117L105 116H108V115H105V113L107 114L108 113V111L106 112L105 111V113H104ZM110 109H113L112 107L110 108ZM121 109V111H125V113H126V110L124 109V110H122ZM187 109H190V108H187ZM208 109V110H209ZM223 109V108H222ZM249 109H251V108H249ZM255 109H257L256 107H255ZM61 110V109H60ZM65 110V109H64ZM74 110V109H73ZM91 110H92V112H93V108H91ZM100 110V109H99ZM98 110V111H99ZM107 110V109H106ZM212 110V109H211ZM226 110H227V108H226ZM229 110H227V112L229 111ZM238 110V109H237ZM236 110V111H237ZM22 111V110H21ZM32 111H34L33 109H32ZM32 111H27V112H23L22 111V113H20V115L18 114V116H16V114L14 115V116H16V121H15V119H14V116H13V121H11L12 123L14 122V124H11L12 125V127L10 126L8 129H12V132L10 131L9 133V135H11V133H13V132H15V131H13V130H17V129H20L19 128V126H20V124H18V122L20 123V121L21 120H19V119H22L23 120V116H24V118L25 117H28L29 115H27L26 116V114H28L29 112H31L32 113ZM57 111V110H56ZM72 111V110H71ZM76 111H77V109H76ZM80 111V110H79ZM79 111H77V112H79ZM98 111H94V113L95 112H98ZM101 111V110H100ZM210 111V110H209ZM217 111V110H216ZM244 111H245V109H244ZM243 111V112H244ZM254 111V110H253ZM263 111H264V108H263ZM262 111V113L264 114V112ZM42 112V111H41ZM58 112V111H57ZM56 112V113H57ZM110 112V111H109ZM131 112V111H130ZM129 112V113H130ZM175 112V111H174ZM196 112V111H195ZM195 112H194V114H195ZM206 112H207V110H206ZM206 112H204V113H201L202 115H201V119L203 118V116H204V118L206 117V115H205V113ZM212 114H211V111L209 112V114H211V115H213L215 112H214V110H212ZM219 112V111H218ZM223 113L225 112V111H222ZM221 112V113H222ZM238 112L239 113H237L238 115L240 114V111L238 110ZM248 112V111H247ZM14 113V112H13ZM39 113V112H38ZM37 113V114H38ZM44 113V111L41 113V115L43 116V117H46V115H47V113H46V111H45V114H43ZM75 113V112H74ZM94 113H91V115H93L94 117H93V119L96 117V115L94 114ZM101 113H102V111H101ZM122 113V112H121ZM180 113V112H179ZM182 113V112H181ZM229 113V112H228ZM262 113H260L258 116H259V118L262 116ZM22 114V115H21ZM69 114V113H68ZM72 114V113H71ZM84 114H86V116H87V112L86 113H84ZM89 114V113H88ZM111 114V113H110ZM118 114V113H117ZM169 114H172V113H167V115H169ZM187 114V113H186ZM185 114V115H186ZM189 114V115H188ZM187 115L188 116H183V119L182 120H184L186 117V119H188V117L190 118V116H192L193 115V119L191 118V120H194L195 118H197L196 120H198V115H200L199 113H197L196 115H197V117H195L196 115H194V114H192L191 113V115H190V112L188 113ZM230 114H235V113H231L230 112ZM237 114H235L236 116H238ZM242 114V113H241ZM251 113H249V114H246L248 117L250 116H253V115H250ZM40 115V114H39ZM40 115V116H41ZM45 115V116H44ZM48 115H49V113H48ZM54 115V114H53ZM52 115V116H53ZM57 115V114H56ZM59 115V114H58ZM65 115V114H64ZM97 115H99V114H97ZM127 115H129V114H127ZM137 115L136 116H134V114H133V116H132V114H131V116L130 117H132L133 119H134V117L136 118L137 117ZM182 115V114H181ZM181 115H180V117L179 118H181ZM184 115V114H183ZM208 115V114H207ZM216 116L218 115V113H216L215 114ZM214 115V116H215ZM220 115V114H219ZM222 115V114H221ZM225 115V114H224ZM245 115V114H244ZM245 115V116H246ZM261 115V116H260ZM7 116V115H6ZM37 116V115H36ZM51 116V114L47 117V118H45V120H47L48 118H51L50 117ZM77 117L76 118H80V115H79V117H78V115H76ZM89 116V115H88ZM122 116V115H121ZM177 116H179V115H177ZM176 116V117H177ZM209 116V115H208ZM214 116H212V118L214 119ZM9 117V116H8ZM59 117H60V115H59ZM84 117H85V115H84ZM130 117H128V116H126L125 118H130ZM175 117V118H176ZM185 117V118H184ZM195 117V118H194ZM218 117V116H217ZM216 117V118H217ZM222 117V116H221ZM220 116L217 118V120L219 119V118H221ZM249 117V118H250ZM255 117H253V118H255ZM33 118V117H32ZM38 117H36V119H37ZM99 118V117H98ZM112 118V117H111ZM116 117H114V119H115ZM118 118V119H117ZM117 120H120L119 119V117L117 116ZM121 118H123V116L121 117ZM124 118V119H125ZM169 118V117H168ZM168 118H165L166 119V122H167V119ZM170 118H172V119H175V118H173V117H170ZM200 118V117H199ZM203 118V119H204ZM211 118V117H210ZM215 118V119H216ZM227 118V117H226ZM226 118H224V117H222V119H225L224 121L225 122H227V123H230V124H236V122H235V120L234 119H231L232 120V122H234V123H231L230 121V118H227V119H229V120H226ZM242 118V117H241ZM252 118V119H253ZM261 118H263V116L261 117ZM12 119V118H11ZM25 119H28V118H25ZM23 120V121H26V120ZM44 119V118H43ZM63 119V118H62ZM68 119H70V118H68ZM91 119H92V117H91ZM164 119V120H165ZM214 119V120H215ZM243 119V118H242ZM241 119V120H242ZM258 119V118H257ZM33 120L35 121V119L33 118ZM45 120H44V122H45ZM67 120V119H66ZM137 120V119H136ZM142 120V119H141ZM142 120V121H143ZM175 120H178L177 118L175 119ZM191 120L189 119V120H184L185 122L186 121H188V123H186V125L184 126V123H183V121H182V123H183V125H182V123L180 122V120H179V123H181V125H182V131H181V125L180 126H178V127H176L177 129H176V131H174V126L172 125V122H173V120H168V122H169V124H171V129H170V131L169 132H167L165 129V131H163V128H166L165 127V124H163V126L164 127H162V132H164V134L160 131V129L158 130V129H156V133L158 132V133H160L159 135H161V134H163L162 135V137L160 136V138H159V135H158V133L156 134L154 131H153V134H154V136H156V137H154L153 135H152V132L149 134V135H145V139L147 140V143L149 142V144H151V142H156L157 141V143H158V149H155L156 147L155 146H157V143H156V145L154 144V145H152L151 144V149H149L150 147H148V146H150L149 144L147 145L146 143H144V146L143 147H147V149H149L150 150V152H151V150L152 149H154V151L155 150H158L159 152L161 151V150H159V147H160V145L163 143V141H164V143L167 145V147H166V145H165V147L167 148V149H165V147H164V145H162L161 146V148H162V151H161V153L163 152V154H166V153H164V151L163 150H167L168 151V144H169V142H170V144H169V146L170 147H172V149H173V151L175 152V154H176V156H177V154L180 156H177L176 158H174L173 156L175 155L174 154V152H172L171 153V151H172V149L170 150V152H167V154L166 155H168L169 153H171L172 155H168L167 156V158H165V159H168V160H163V161H167V164L165 163V162H163V164H160V163H158V165L159 166H156L155 164L154 165H151V166H149L150 164H147V167H146V165L144 164H138V160H139V157H141V156H145V155H148V151L149 150H147L146 148H143V150L144 151H142L141 150V148L140 149H138L139 147H140V145L141 144H137L136 146H135V144H134V142H132L133 140L135 141V139L138 137L139 138V140L142 138L143 139V141H145L144 140V138L142 137L143 135L142 134H140L141 136H135L134 138H132L133 136H130L131 138V140L130 139H128V138H126L127 139V141H129V143H127V141H126V144H128V145H125V142L123 143L122 141L121 142H117L118 143V146H117V148L119 149V150H117L116 149V145L114 144V147L112 146V144L114 143V142H112V144L109 142V146H108V144H106L107 146L106 147H108L107 148V150L105 149L104 150V152H98V154H96L95 156H93L90 160H87L88 161V163H87V161H86V163H83L84 162V160L88 157L87 155H92L93 154V152H94V150H95V148H97L98 147V145H97V147H95L94 149H93V145L90 143V145L88 146V144L87 145H85V146H81V147H77L76 145H75V147L76 148H74V144H73V148L72 147H68V148H70L69 149V151H67L65 148H63V149H65V151H67L66 153H69V154H66L65 153V157L67 158V157H69V158H67L66 160L67 161H65V157L63 156V159H62V154H64V151L62 152V150L63 149H61V147H60V145L61 146H63V144L64 143H67V142H64V143H62V144H59V146H58V144L57 145H55V146H57V148L55 149V150H52L53 149V147H51V151H50V153L52 152V151H55V152H57V150H58V152L60 153V156L59 157H61L60 158V160H61V162H60V160H58L59 159V157L57 156V155H59V154H57V155H55V156H57L58 157V159L56 158V160L55 159H53V158H55V156L53 157V155L51 156V154H53V153H51V154H49L50 156H48V154L46 153L47 151H45V150H41V149H39V151L41 150V151H43V152H45L46 154H47V156H43V157H41L40 158V163H38V161H39V158H37L36 159V155H37V153H33L34 155L32 156V154H31V156H29L30 158H35V159H33V160H35L34 162H30L28 165V169H29V172H30V170L32 171L33 170V172L32 173H40V174H38V175H42L43 173H49V171H50V168H51V171H52V173H51V171H50V174H52L53 176L55 175L57 178H58V176L60 177H62V179H61V177L60 178H58V179H60L61 181H59L58 180V182H60L59 183V185H61V187H59L58 185H55L54 183L57 181V179H56V177H54V179H56V180H53V182H52V185H49V182H50V178H52L53 179V176H51L50 178L48 177V175H47V177H45V176H39L41 179H43L42 180V182L40 183V182H37V181H39L38 179H40L39 177H38V175L36 176L35 175V173L32 175V177L34 176V178H35V180H36V177L38 178L37 179V181L36 182H34L35 180H34V178H30V180H28L29 179V177L28 178H26V183H28V181L31 183L32 181H31V179L32 180H34L33 181V183H31V184H33L32 185V188H33V186H35V188H39L40 190H41V188H42V192L41 193H44L45 194V196L47 197V201L49 200L50 201V199H52V198H54V200L52 199V201H48V204L49 203H51V202H54L55 204L53 205V203H51L49 206H48V204H47V202L45 201L46 200V198L44 199V197H43V195H42V197H41V194L39 195V197H36V196H33L34 198H36L37 200L36 201H34V203H32L31 201H33V200H35V199H33V200H31L32 198H30L31 197V195H33V190H28L27 188H29L30 186H31V184L30 183H28L29 185H27V186H29V187H26L25 185H23V183H25V181H21V185H19L18 183H16V182H12V180H10V183H16V184H18V186L17 187H13L10 191H12V192H10V191H8L9 190V188H10V186H9V188L8 189H5L4 187V189L8 192V194H10L11 196L13 195H15V196H19V198H21L20 197V195H24V198H23V196H22V198L23 199H28V198H30V200L31 201H29V199L27 200V201H29V202H31L30 204H35V202L36 203H42V201H43V203H44V201H45V205H47L46 206V208H48V207H50V208H54V210L55 211H53V212H51V213H53V215H55V213L54 212H56V214L57 215H55L56 217H57V219L56 220H53V219H51L50 218V220H48V218H46V216H44V214L42 213V211H39L38 213H40V214H38V216L39 217H41V214H42V218H40L39 219V217H37V216H35V217H33L34 219H35V221H34V219L31 217H29L28 219H27V221L25 220V221H12L13 222V227L11 228L12 230V232H10V229L8 228V225H7V228L5 227L6 226V224L4 225V227L6 228H3V232H4V230H7V231H9L10 232V235H8V240L6 241V242H8V243H5V245H4V243H3V245H4V247L2 246V248H4V250L2 251V250H0L1 252H0V264H115L116 263V261L117 262H119L118 261V258H119V260H120V258L123 256L122 255V253L121 252H119L118 251V253H120V254H116L117 252H110L111 254H116L115 256H116V258H114V261H113V258H110V256H112V257H115V256H113V255H110V253L109 254H107L106 256H105V254L103 255V257H104V261H102L101 262V260H103V258L100 260V261H98V260H96V259H94V258H96L97 256H95L94 258H92L93 256H94V254L95 255H99V252H100V249L99 248H102L101 250L102 251H105V250H107L108 252H109V249H108V247H106L107 246V244L105 243V241L102 243L101 241H99L100 240V238L101 239H104V240H107L106 242L107 243H111V242H113L114 243V246H110L109 248H110V251L112 250V249H117L118 247H115V246H117L118 244L120 245V243L121 242H123V241H126V240H128L129 242V244L130 245H137L138 247L139 246H144V247H146L147 249H150L151 251H154V252H158L162 257H164V258H166V259H168V260H171L173 263H177V264H264V259H262V260H260L258 257L259 256H261V252L263 251V249H264V240L261 238V241H259V239L257 238V237H255V235H263L264 236V226L263 227H261V224L262 223H264V182L261 184L260 183V181H261V179H262V181L264 180V167H262V165L264 164V161H263V158H257V156H258V153L257 154H255V156L256 157H242L243 155H245V154H243L242 156H241V153H243V152H245V150H244V147H246L245 145L243 146V150L242 149H240L241 147H242V145H240V141H238L239 142V144H237L236 143V145L238 146H236V148H239L240 150L236 153V151L234 150V148H235V146H233L234 148H233V151H234V153H235V155H233L234 157L237 155V154H239V155H237V159L236 158H233V156H232V158L233 159H236L235 161L234 160H232L233 162H234V164L237 162V165L235 164V167H236V169L238 170V172H240V173H238L237 174V172H236V174H235V176L234 177H232V179H230V177L232 176H229V178H228V176L225 174V173H221V174H219L220 176H219V180L222 182V184L224 183V185H222V188H223V186L225 187V188H223L224 190H222L221 191V193L223 192H225L226 193V191H227V188L229 189V186L231 185L232 186V184H235V183H237V184H235L234 186V188L236 189L237 188V190H234V189H232V188H230L231 189V191H233V192H229V193H227V194H229L231 197H232V195H235L234 193H235V191H238L236 194V196H238L237 197V200H236V198L234 197V198H228L229 200L231 199H234V200H232V202H231V200L228 202V199L226 200V198L225 197H229L228 195L227 196H222V195H224V194H220V193H218L219 192V190L217 191V189L215 190V188L214 189H212L211 190V187L212 186H214L215 184H216V182H220L219 180H218V177H217V180H216V178L214 179V177H216V176H214L213 175V173L212 172H214L215 171V167L217 166L218 167V169L217 170H220L219 169V167H221V165H222V167H223V164H226L224 167L226 168V167H229V166H231V165H233L234 166V164H233V162L232 161H230V159H229V161H226V158H228L227 156L229 155V156H231V154H234V153H230L232 150H230L231 148H228L227 147V145L229 144L228 142H230V141H227V145L225 144V140H224V143H222V145L223 144H225L226 145V147H224V146H222V147H224L223 148V151H222V153H221V158L223 157V160H217L218 158H212L213 160L211 161V162H213L214 164H216V166L214 167V164H212L211 162H209V161H207V160H210V158L209 159H207V156L209 155V152H207V150L205 149V151L208 153V155H207V153L205 152L204 153V150H202L201 152L202 153H204V155H205V157H201V155L198 153V152H196L195 150H194V152H192V150L195 148V147H197V145H198V143L199 142H196V141H199V140H203V137H204V141H205V139L206 140H208V141H205V142H210V141H214V140H216L217 138V140H219V142H221L220 141V139L222 138V137H224V136H222V137H219V135L218 136H216V131L215 132H212V130H213V127H212V124L210 125L209 124V127L211 126L212 128L210 129L211 130V132H209V131H206L205 129H207L206 127L207 126H205V125H207V124H203V123H207V122H205L204 120H203V123H202V125H204L203 127L205 128V129H203L202 128V131L203 130H205L204 132H205V134H208L209 136H210V140H209V138H208V136L207 135H204L203 133V135L201 134H199V135H196L197 134V132H199V131H201V129H196L195 130V127L196 128H199L197 125H199L200 124V122H199V124H197L196 123V120H194L195 121V123H196V125H195V123H193L194 121H192L191 122ZM206 120H207V117H206ZM216 120V121H217ZM23 121H21V124H22V122ZM33 121V122H34ZM61 121V120H60ZM64 121V120H63ZM68 121V120H67ZM70 121V120H69ZM68 121V122H69ZM74 121V120H73ZM80 121H82V120H80ZM79 121V122H80ZM92 121V120H91ZM102 121H104V120H102ZM125 121V120H124ZM219 121V120H218ZM224 121H222V123L224 122ZM238 121V120H237ZM252 121H255V119L254 120H252ZM263 121V120H262ZM16 122H17V125H16ZM32 122V123H33ZM42 123L43 121H42V117H41V121H39L38 123ZM66 122V121H65ZM93 122V121H92ZM94 122H95V120H94ZM123 122V121H122ZM155 122H157V123H155ZM165 122V123H166ZM167 122V123H168ZM176 121H174L173 123H175ZM189 122L190 123H192V128L193 129H189L190 131H194V132H192V133H196L194 136H195V140L192 138V137H190V138H192V140H194V142L190 139V138H188V139H190V141H188V151L184 148V145L186 146V142H187V137H188V133L186 134V137H184L185 135H184V133H183V131L184 130H186V128L188 127V126H190L189 125ZM224 122V123H225ZM258 122H260V121H258ZM257 122V123H258ZM27 123H29V125H30V123H31V121H27ZM67 123V122H66ZM71 123V122H70ZM119 123V122H118ZM120 123H121V120H120ZM166 123V124H167ZM210 123H211V120H210ZM219 123V122H218ZM242 123H244V127H246L247 126V122L245 123V122H243L242 121ZM252 123V122H251ZM251 123H248V125H251ZM262 123V122H261ZM9 124H10V122H9ZM37 124V123H36ZM169 124H167V127L169 126ZM175 124H178L177 122L175 123ZM217 124V123H216ZM239 124H241V122L239 123ZM260 124V123H259ZM263 125H264V123H262ZM261 124V126H263ZM5 125V124H4ZM14 125H16V127L14 126ZM32 125V124H31ZM35 125V124H34ZM49 125V124H48ZM67 125V124H66ZM201 125V124H200ZM199 125V126H200ZM202 125H201V127H202ZM214 125H215V122H214ZM218 125V124H217ZM242 125V124H241ZM241 125H239V126H241ZM42 126V125H41ZM61 126V125H60ZM59 126V127H60ZM150 126V125H149ZM154 126V125H153ZM176 126V125H175ZM232 126V125H231ZM237 125H235V126H233V127H236ZM253 126V124L250 126V128H249V126H247L249 129H253V130H255L256 128L257 129H259L260 127H258L257 125H256V127H255V125L253 126V128H251ZM260 126V125H259ZM33 127V126H32ZM44 127V126H43ZM53 127V126H52ZM157 127V126H156ZM183 127H186V128H183ZM191 127V126H190ZM189 127V128H190ZM219 127H220V125H219ZM222 127V126H221ZM233 127H231V128H233ZM246 127V128H247ZM255 127V128H254ZM47 128V127H46ZM158 128V127H157ZM173 128V129H172ZM179 128H180V130H179ZM215 128V127H214ZM218 128V127H217ZM225 128H227L226 126H225ZM262 128H264V127H262ZM28 129V128H27ZM167 129V128H166ZM241 129V128H240ZM177 130H179V132L181 133H178V131ZM199 130V131H198ZM222 130H225V129H221V131ZM242 130V129H241ZM160 131V132H159ZM172 131H173V134L175 133V132H177L178 134H179V136H180V138H179V136H178V134L177 133H175L176 134V136L175 135H173V134H170V133H172ZM201 131V132H202ZM220 131V132H221ZM232 131H236V130H231V132ZM244 131V130H243ZM247 131V130H246ZM259 131H261V130H259ZM264 131V129H262V131L261 132H263ZM35 132V131H34ZM186 132H188V131H186ZM224 132V131H223ZM225 132H230V130H225ZM224 132V133H225ZM233 132V133H234ZM238 132V131H237ZM236 132V133H237ZM240 132V131H239ZM257 132V131H256ZM8 133V132H7ZM210 133H211V135H212V133H215L214 134V136L212 135V137H211V135H210ZM223 133V134H224ZM241 133H243V132H241ZM241 133H239V135L241 134ZM245 133V132H244ZM249 133H251V132H246L245 133V135H248ZM255 133V132H254ZM135 134H137V133H135ZM156 134V135H155ZM169 134V135H168ZM218 134V133H217ZM226 135H227V133H225ZM258 134V136H257V138H259L260 139V137L262 136V134H261V136H260V134L259 133H256V135ZM153 136L152 138L155 140V138H156V141H152V139H151V141L149 140V138L147 139V137H150L151 138V136ZM167 135L168 136H170L171 138L173 137V136H175L174 138H177L176 139V141H174V138H173V144L174 143H176V142H178L179 140H184V142L182 141H180L179 143H177V144H175L176 145V147H174V145L172 144V142L170 141V137L168 138L167 137ZM171 135H173V136H171ZM244 135V134H243ZM243 135H241V136H243ZM263 135H264V132H263ZM197 136H198V139H197ZM203 136V137H202ZM228 136V135H227ZM240 136V137H241ZM48 137V136H47ZM165 137V138H164ZM208 139H207V138ZM217 137V138H216ZM231 137H235L234 135L233 136H231ZM236 137H239L238 136V134H236ZM254 136L253 135H251V139L253 138ZM256 137V136H255ZM167 138L169 139V142H167ZM225 138V137H224ZM223 138V139H224ZM226 138H228V137H226ZM245 138V141L244 142H241V143H243V144H245V142L246 141H248L249 143H250V145L253 143V142H255V141H250L251 139H250V137L248 138V140H247V136L246 137H244ZM63 139V138H62ZM64 139H66V138H64ZM141 139V140H142ZM158 139V140H157ZM160 139H162V140H160ZM197 139V140H196ZM213 139V140H212ZM222 139V140H223ZM228 139H230V138H228ZM232 139V140H231ZM230 140H231V143H230V145L232 146L233 145V139L234 138H231ZM238 139V138H237ZM243 139V138H242ZM264 136H263V138H262V140H261V142L262 143H264ZM9 140V139H8ZM34 140H36V139H34ZM46 140V139H45ZM61 140V139H60ZM104 140V139H103ZM106 140V139H105ZM122 140H124V139H122ZM165 140H166V142L168 143H166L165 142ZM217 140L215 141V142H217ZM227 140V139H226ZM252 140H254V138L252 139ZM39 141V140H38ZM68 141H70V140H68ZM108 141V140H107ZM110 141V140H109ZM131 141V142H130ZM143 141H141L142 142V144H143ZM204 141H202V142H204ZM235 142H236V138H235V140H234ZM243 141V140H242ZM34 142V141H33ZM40 142H43V141H39L38 143H37V140H36V144H37V147H40V145H38V144H41ZM46 142V141H45ZM88 142V141H87ZM190 142V143H189ZM191 142L193 143V144H191ZM201 142V143H202ZM233 142V143H232ZM2 143V142H1ZM0 143V144H1ZM12 143V142H11ZM10 143V144H11ZM14 143V142H13ZM26 143V142H25ZM24 143V144H25ZM29 143H31V144H33V145H35L36 146V144L35 143H32V141L31 142H29ZM28 142H27V144H25V145H23L22 144V147H20L17 143V145L15 144V145H13V149H14V151H19V148H21V149H24V146L25 147H29V148H27V150H29V151H27V152H25V154L26 153H28V152H31L32 151V148H34V147H32L31 146V144H29ZM48 142H46V144H47ZM49 143H51V142H49ZM104 143H105V141H104ZM120 143V144H119ZM122 143V144H121ZM135 143H136V141H135ZM138 143V142H137ZM181 143V144H180ZM247 143V142H246ZM249 143H248V145H249ZM7 144V143H6ZM28 144L30 145V146H28ZM68 144V143H67ZM77 144V143H76ZM82 144V143H81ZM102 144V143H101ZM110 144H111V146H110ZM129 144H130V146H129ZM147 146H146V145ZM182 144H184L183 145V150L185 151H183L182 149H178L177 147H180ZM207 143H205V144H202V145H206ZM210 144V143H209ZM212 144H213V142H212ZM219 144V143H218ZM8 145V144H7ZM78 145V144H77ZM79 145H80V143H79ZM138 145H139V147H138ZM173 145V146H172ZM191 145V146H190ZM195 145V146H194ZM213 145H215V144H213ZM247 145V146H248ZM255 145L257 146V148L255 147ZM260 143H259V145H257L256 143L254 144V147L256 148L255 150L253 149V152L255 153V151H257L258 150V152H260V154L261 153H263V152H261V150L263 149V148H259L260 147ZM263 145V144H262ZM6 146V145H5ZM12 146V145H11ZM10 146V148H12ZM15 146H18V147H15ZM42 146H43V144H42ZM65 146V145H64ZM63 146V147H64ZM69 146V145H68ZM93 146V147H92ZM101 146H103V144L101 145ZM100 146V147H101ZM124 146V147H123ZM129 147V149H126L127 147ZM133 146H134V148H133ZM153 146V147H152ZM198 146H200V143H199V145ZM208 147H211V146H209V145H207ZM259 146V147H258ZM264 146V145H263ZM7 147V146H6ZM67 147V146H66ZM137 147V148H136ZM142 147V146H141ZM176 149V150H174V148ZM191 147V149H190V153H189V148ZM203 147V146H202ZM217 147H218V145H217ZM251 147H253V145H251ZM250 147V148H251ZM5 148V147H4ZM9 148V147H8ZM47 148V147H46ZM55 148V147H54ZM72 148V149H71ZM112 148V149H111ZM120 148H121V150H120ZM136 148V149H135ZM160 148V149H161ZM229 149V154L228 153H226L227 152V150ZM7 149V148H6ZM13 149H7V151H6V153H8V150H9V154L8 155H10V156H8V158L9 157H13V159L12 160H14V162H17V163H19V161H15V160H22L21 158V156H23L24 155V153H23V155L21 154L20 155V159H17V158H14V154L12 155V151H13ZM20 149V150H21ZM61 149V150H60ZM98 149V148H97ZM102 149V148H101ZM109 149H111V150H109ZM113 149H116L117 151L116 152H113L112 153V150ZM124 149H125V151H127V152H125L124 151ZM132 149L133 150H136V151H132ZM145 149L147 150V151H145ZM200 149H202V148H200ZM211 149V148H210ZM216 149V148H215ZM224 149H225V152H224ZM247 149V151L250 153V152H252V150H250V149H248V147L246 148ZM259 149H261V150H259ZM0 150H2V151H4L3 150V147L2 148H0ZM100 150V149H99ZM129 150H130V152H129ZM209 150V149H208ZM237 150V149H236ZM243 151V152H240V151ZM13 151V152H14ZM17 151V152H18ZM34 151H38V150H36V147L34 148ZM39 151H38V153H39ZM61 151V152H60ZM90 151V152H89ZM102 151V150H101ZM111 151V152H110ZM115 151V150H114ZM118 151H120V152H118ZM140 151V152H139ZM142 151V152H141ZM154 151H152V153L154 152ZM179 151V152H178ZM211 151H213V150H211ZM232 151V152H233ZM247 151L245 152L246 154H247ZM263 151H264V149H263ZM1 152V151H0ZM19 152H22V151H19ZM92 152V153H91ZM110 152V153H109ZM121 152H123V155L121 154ZM124 152H125V154H124ZM146 152H148V153H146ZM159 152H155V154L157 153H159ZM180 152H183V155H182V153H180ZM188 154H187V153ZM217 151L215 150V153H216ZM225 154H224V153ZM15 154H16V152H14ZM49 153V152H48ZM62 153V154H61ZM86 153V154H85ZM135 154V155H137L138 156V158H137V156H135V155H133V154ZM138 153V154H137ZM146 153V154H145ZM184 153H186V155L184 154ZM196 153H198V154H196ZM201 153V154H202ZM211 153V152H210ZM218 153V152H217ZM216 153V154H217ZM220 153H218L217 155H219ZM3 153H1V156H3L2 155ZM20 154V153H19ZM39 154H41V153H39ZM73 154V155H76V157H72L73 159H70V157H71V155ZM126 154H127V156H126ZM139 154L141 155V156H139ZM157 154L156 155H154V156H157ZM174 154V155H173ZM200 155V160H199V158H198V156H197V160H194V159H192V157L194 158V156H196V155ZM222 154H224L223 156H222ZM252 154V153H251ZM259 154V155H260ZM16 155H18V153L16 154ZM27 155V154H26ZM41 155H43V154H41ZM41 155H39V156H41ZM81 155H83L84 157H85V159H83V156H81ZM86 155V156H85ZM125 155V156H124ZM129 155H130V157H129ZM188 155H192V157H190L189 156V158H186ZM203 155V154H202ZM203 155V156H204ZM225 155H227L226 156V158H225ZM262 155H264V154H262ZM5 156H6V154H5ZM28 156V155H27ZM27 156H24V157H26L27 158ZM35 156V157H34ZM78 156H79V159H78ZM133 156V157H132ZM171 156L173 157V158H171ZM181 156H184L186 159H189L190 160V158H191V160L193 161H197V163L198 162H201V160L203 159L204 160V162H203V160H202V162H203V165L202 166H204L205 168H213L214 169V171H212V169L211 170H209V169H207L208 171H209V173L208 172H205V173H203V175H202V177H201V180H199V179H197L198 178V176L196 177L195 175H197L198 173L197 172H194V177H196V178H194V177H192L191 176V174L190 173H188V174H186V172L184 171V174H182V172L183 171H181V173L180 174H182V175H184V176H189V177H187L188 179H185L187 182H189V185L191 184V187L192 188H190V190L191 191H186V190H184V192L180 189V188H177L178 190H179V192H178V190L176 189V188H172V189H167L166 187H170V185L169 186H167V184L169 183L168 181H170L171 179H173V180H175L176 179V177L178 176L177 175V171H178V173H179V170H180V167L178 166V164L179 163H176V162H178V161H174L175 159H177L178 157L179 158H183V157H181ZM214 156H215V154H214ZM241 156V157H240ZM4 157V156H3ZM7 157V156H6ZM6 157H4L3 158V160H5V158ZM45 157L48 159H52L53 160V162H58V163H56L55 162V164L53 165H50L51 163H49L48 164V161H49V159H48V161H47V159H46V161H45ZM53 157V158H52ZM90 157V156H89ZM89 157L87 158V159H89ZM99 157V158H98ZM123 157H129V158H133V159H131V161H133V163H135V165L133 164V163H130L129 162V158H127L128 160L126 161V160H123L124 158ZM134 157H135V159H134ZM158 157V156H157ZM162 157H163V155H162ZM258 157H260V156H258ZM26 158H24V161L23 162H25L27 159ZM29 158V159H30ZM43 158V159H42ZM142 158V157H141ZM179 158H178V160H179ZM185 158H183L182 160H183V162L184 161H186V160H184ZM205 158V159H204ZM220 158V159H221ZM230 158V157H229ZM1 159V158H0ZM26 159V160H25ZM41 159H42V161H41ZM111 159V160H110ZM138 159V160H137ZM170 159V160H169ZM172 159H174L173 161H172ZM195 159H196V157H195ZM2 160V159H1ZM2 160V161H3ZM11 160V159H10ZM33 160H31V161H33ZM44 160V161H43ZM51 160V161H52ZM107 160V161H106ZM123 160V161H122ZM137 162H136V161ZM199 160V161H198ZM215 160V161H214ZM243 160V161H242ZM6 161V160H5ZM22 161H21V164L22 165H24L23 163H22ZM28 161V160H27ZM26 161V162H27ZM83 161V162H82ZM104 161H106L107 163H105ZM125 161V162H124ZM170 161V162H169ZM207 161V162H206ZM217 161V162H216ZM8 162H10V161H8ZM25 162V163H26ZM50 162V161H49ZM60 162V163H59ZM109 162V163H108ZM127 162H129V163H127ZM161 162H162V160H161ZM175 163L176 164V169L173 171V167H175V165L172 167L171 165L173 164V163ZM4 163V162H3ZM37 163V164H36ZM41 163H42V165H41ZM43 163H44V165H43ZM46 163L49 165L48 167H47V165H46ZM102 163V164H101ZM103 163H104V165H103ZM130 164L129 166H126V165H124V164ZM137 163V164H136ZM170 163H171V165H170ZM188 163V165H189V162H187ZM186 163V164H187ZM211 163V164H210ZM8 164V163H7ZM13 163H11V165H12ZM27 164V163H26ZM40 164V165H39ZM60 165L61 167H59V169H58V171L59 172H56L55 170L58 168V166L57 165ZM62 164H65L64 166H62ZM100 164L101 165H103V166H106V167H103V166H101V167H98V165L100 166ZM167 166H166V165ZM183 165V166H186V165H184L183 163H181L180 162V165ZM190 164H191V162H190ZM195 164L196 163H194V166H195ZM199 164V166H200V164L201 163H198ZM0 165H2V164H0ZM21 165V166H22ZM36 165L38 166L37 168H36ZM56 165V166H55ZM110 165V166H109ZM133 165V166H132ZM168 165H170V167L168 166ZM192 165H193V162H192ZM212 165V166H211ZM245 165H247V166H249L251 169L252 168H259V170H260V167H262V169L261 170H263V172H262V174H261V172H259V171H257V172H259V174H258V176H257V178L260 180H258V179H256V178H254L255 176H253V174H251V173H255V172H251L252 170L251 169H249L250 170V175L248 174V172H246L247 174H248V176H247V178H245V174H242V169L244 168V166ZM8 166H10V164L8 165ZM8 166H6V167H8ZM17 166H18V164H16V168H17ZM21 166H18V168H17V170L19 169L20 171L18 172L17 170H16V168H14L19 174L17 175V176H20V174H24V175H21V176H25V174L27 173V171H28V169H26L27 168V166H23V168L21 167ZM42 166H43V168H44V170L42 169ZM54 166V167H53ZM126 166V167H125ZM178 166V167H177ZM198 165H196V167H197ZM3 167H4V165H3ZM14 167H15V165H14ZM22 169H21V168ZM41 169H40V168ZM47 167V168H46ZM50 167V168H49ZM161 167H162V169H161ZM171 167H172V169H171ZM189 167H190V165H189ZM39 168V169H38ZM55 168V170H53ZM179 168V169H178ZM195 168V167H194ZM3 169H5V168H3ZM38 170L37 172L35 171V170ZM46 169H47V171H46ZM178 169V170H177ZM183 169H188V167H184ZM183 169H181V170H183ZM190 169V168H189ZM192 169V168H191ZM224 169V168H223ZM1 170V172L4 174V172H5V170H4V172L2 171V169H0ZM11 170V169H10ZM15 170H13V167H12V171H14V173H15ZM22 170H23V172L24 171H26L25 173H21L22 172ZM42 171V172H40V171ZM164 170H166V171H168L169 170V172L170 173H173V174H175V172H176V174L175 175H173V174H171L169 177H167V181H165V182H168V183H165L166 185L164 186V185H162L163 183H161V186H163V187H160V186H158V187H156L155 186V188H153V189H151L150 190V192L148 191V196L146 197V198H144V200L142 199L140 202L139 201H137V203H136V201L134 200V199H132L131 198V196H132V193H131V195H129L130 196V198L128 197V192H129V190H130V192H132L133 190H135L136 188L138 189V188H140L141 189V187H142V185L144 184V179L146 178V177H153L154 178V176H158V174H159V176L158 177H160V181L159 182H164V180H163V178H161V177H164V175L163 174H166V173H164L163 171ZM170 170H172V171H170ZM193 170H195V169H193ZM260 170V171H261ZM54 171V172H53ZM165 171V172H166ZM187 171V170H186ZM196 171V170H195ZM199 171V170H198ZM246 171V170H245ZM0 172V173H1ZM159 172V173H158ZM191 172V171H190ZM193 172V171H192ZM201 172V171H200ZM1 173V174H2ZM8 173H10V171L8 172ZM13 173V172H12ZM55 173H57V175L55 174ZM160 173H162V174H160ZM2 174V175H3ZM11 174V173H10ZM31 174V173H30ZM29 174V176H31ZM255 174H257V173H255ZM0 175L1 177H3L2 178V180L3 179H5L6 180V178H5V176L3 175ZM6 175V174H5ZM181 175V176H182ZM193 175V174H192ZM259 175H261L262 177H260ZM9 176V175H8ZM50 176V175H49ZM166 176H167V174H166ZM200 176H201V174H200ZM217 176H218V174H217ZM0 177V178H1ZM7 177V176H6ZM15 177V176H14ZM157 177V178H158ZM9 178V177H8ZM12 178H13V174H12ZM16 178H19V177H16ZM46 178L48 179L47 181H48V184L46 183V182H44V181H46ZM156 178V179H157ZM171 178V179H170ZM194 178V179H193ZM261 178V179H260ZM13 179H15V178H13ZM40 179V180H41ZM178 179H180L179 177H178ZM16 180V179H15ZM154 180V179H153ZM199 180V181H198ZM232 180V181H231ZM235 180V181H234ZM243 180L245 181V182H243ZM247 180V181H246ZM1 181V180H0ZM18 181H19V179H18ZM118 181V182H117ZM155 181H157V180H155ZM154 181V182H155ZM215 181V182H214ZM248 181H249V183H250V186H248L250 189H252L251 190V193H250V191L249 190H247V191H249L248 193H247V195H243V193H244V191L242 192V190H245L244 188L243 189H239L241 186V182H242V184H246V182H247V184H248ZM4 182V181H3ZM7 182V181H6ZM44 182V184H42ZM172 182H174L173 184H171V185H175L177 182L176 181H172ZM176 182V183H175ZM210 182V183H209ZM211 182H214V184L212 185L211 184ZM221 182H220V184H221ZM34 183L36 184V185H34ZM37 183H40V185L41 186H43V185H45V186H43L44 187V189H43V187H39L38 186V184ZM157 183V182H156ZM156 183H154V185L156 184ZM198 183H199V185H198ZM208 183V185L207 186H209V188L207 187V189L203 192V190L202 191H200V189H198V186H200L201 187V184H203V185H206ZM227 183H232V184H227ZM8 184V183H7ZM7 184H5L4 186L7 188ZM47 184V185H46ZM225 184L226 185H228V187L226 188V186H225ZM3 185V184H2ZM1 185V186H2ZM210 185H212V186H210ZM249 185V184H248ZM14 186V185H13ZM47 186V187H46ZM51 186V187H50ZM53 186H58V187H53ZM141 186V187H140ZM238 186V187H237ZM46 187V188H45ZM135 187V188H134ZM144 187V186H143ZM150 187V186H149ZM34 188V189H35ZM56 188H58V189H56ZM59 188H61V189H59ZM133 188V189H132ZM151 188V187H150ZM203 188V187H202ZM201 188V189H202ZM213 188V187H212ZM1 189H2V187H1ZM0 189V190H1ZM31 189V188H30ZM63 189H65V191L66 190H68L67 192H66V194L65 193H63L64 192V190ZM132 189V190H131ZM225 189H226V191H225ZM4 190V191H5ZM209 190V191H208ZM3 191V192H4ZM6 191H5V193H6ZM26 191H30L31 193H29V192H26ZM35 191V190H34ZM63 191V192H62ZM135 191H137V190H135ZM200 191V192H199ZM208 191V192H207ZM214 191V192H213ZM216 191H217V193H216ZM10 192V193H9ZM55 192H57V193H55ZM129 192V193H130ZM25 193H27V195H29V197L28 196H26L25 195ZM35 193H39V191L37 192V191H35L34 192V195H37L38 196V194H35ZM60 193H61V195H60ZM63 193V194H62ZM167 194V196L169 197V198H173L174 200H172V202H169V203H167V204H164V203H161L160 202V197H162V195L163 194ZM205 193V194H204ZM48 194H50V195H48ZM53 194H55V195H53ZM65 194V196H63ZM193 194H197V195H193ZM207 194V195H206ZM216 194H218V197L220 196L221 197V199L223 200V203L224 204H221L222 202H220L219 201V198L217 197V195ZM51 195H52V198H51ZM59 195V196H58ZM209 195V196H208ZM216 197H215V196ZM243 195V196H242ZM49 196V197H48ZM53 196H57V198L58 197H62V199H63V201L65 202V200H68V202L69 201H71V203H68V204H65L64 203V205H61L59 202V198L57 199V198H55V197H53ZM67 196V197H66ZM194 196V197H193ZM195 196H197V197H199L198 199H200L202 196L203 197H207L208 198V200H209V204L208 205H210V206H208L207 205V203H202V201H201V199H200V201H197V198L195 197ZM246 196H248V197H246ZM26 197V198H25ZM60 197V198H61ZM168 197H165V198H168ZM186 197V198H185ZM211 199H210V198ZM223 197V198H222ZM10 198V197H9ZM40 198H41V202H39V200H40ZM50 198V199H49ZM180 198H185V199H187V202L186 203H180L179 204V202H180V200H182V199H180ZM196 198V199H195ZM239 198H240V200H239ZM242 198V199H241ZM18 199V198H17ZM55 199H57L58 201H56ZM175 199L177 200L176 201V203H174L175 202ZM178 199H179V201H178ZM204 199V198H203ZM213 199H215V200H217V201H219V202H214V200ZM224 199L226 200V201H224ZM12 201V198L11 199H8V201ZM14 200H16V198H14ZM13 200V201H14ZM21 200V199H20ZM135 201V203H133L132 201ZM184 200V199H183ZM205 200V199H204ZM203 200V201H204ZM213 200V202L215 203H210L211 201ZM242 200H244V201H242ZM10 201H9V203H10ZM11 202L10 203V205L9 206H12V208H14V206H16V203L15 202H17V201H15V202ZM22 201V200H21ZM26 201V200H25ZM26 201V202H27ZM78 201H80V202H83L84 203V201H88V204L86 205V207H81V206H79V203H78ZM174 201V202H173ZM197 201V204L198 203H200V204H195V202ZM23 202V201H22ZM21 202V203H22ZM56 202H58L59 204H57ZM74 202H76V203H74ZM139 202V203H138ZM178 202V203H177ZM183 202V201H182ZM229 203L230 205H226L225 203ZM8 203V204H9ZM17 203H19V202H17ZM67 203V202H66ZM82 203V204H83ZM90 203H91V205H90ZM217 203V204H216ZM5 204H6V202H5ZM5 204H3V205H5ZM27 204H29V203H27ZM202 204V205H201ZM1 206L2 207V209H3V207L4 206ZM18 205V204H17ZM39 205V204H38ZM40 205H43V204H40ZM44 205V206H45ZM81 205V204H80ZM201 205V206H200ZM9 206H7V207H9ZM84 206H85V204H84ZM1 207H0V211H1ZM26 207V206H25ZM28 207H30V206H28ZM41 207V206H40ZM6 208V207H5ZM4 208V210H6ZM24 208V207H23ZM14 209H16V207L14 208ZM18 209H20V207H18ZM17 210V209H16ZM21 210V209H20ZM23 210V209H22ZM21 210V211H22ZM34 210V209H33ZM18 211V210H17ZM24 212V211H23ZM45 212V211H44ZM2 214V213H1ZM11 214V213H10ZM14 214L16 215V214H20L19 212L18 213H16V211L14 212ZM14 214H12V215H10V216H13L14 217ZM25 214H26V212H25ZM24 214V215H25ZM28 214H30V213H28ZM28 214H26V215H28ZM45 214H46V212H45ZM49 215V214H48ZM153 216V217H151V218H154V219H152L153 221H156V223L154 224V227L155 228H151V229H149L148 230V232H143V234H140V235H138V232L140 233L143 229H141V231H139L138 230V227H139V223H138V221H137V219H139V218H141V217H145V220L147 221L148 219L147 218H149L150 219V216ZM7 216L9 217V215L7 214ZM6 216V217H7ZM44 216V217H43ZM140 216V217H139ZM55 217V218H56ZM96 217H98L99 219H100V217H101V219L99 220L98 218H96ZM139 217V218H138ZM11 218V217H10ZM17 218V217H16ZM36 218H38V221L36 220ZM46 218V219H45ZM96 218V219H95ZM7 219V218H6ZM30 219V220H29ZM31 219H33V220H31ZM44 219V220H43ZM142 219V218H141ZM141 219H139V220H141ZM165 219V220H164ZM4 220V219H3ZM97 220H99L100 222H97ZM101 220H103V221H101ZM143 220L144 219H142V222H143ZM145 220H144V222L143 223H145ZM151 220V219H150ZM11 221H9V222H11ZM34 221V222H33ZM161 222L160 224L158 223V222ZM1 222V221H0ZM3 222V221H2ZM37 223V224H36ZM140 223H141V221H140ZM10 224V223H9ZM142 224V223H141ZM146 224H148V221L146 222ZM141 226V225H140ZM94 228L95 230H93V231H91V228ZM151 227V226H150ZM0 231H2V228H1V230ZM95 231V232H94ZM101 232V234H103V236H101L98 232ZM6 232V231H5ZM8 233V232H7ZM97 233L99 234V235H97ZM109 234H111V236L112 235H114V239H111L110 237L111 236H108ZM13 235V236H12ZM12 236V237H11ZM11 237V238H10ZM100 237V238H99ZM106 237H109V240H108V238H106ZM227 238V239H226ZM0 239H2V238H0ZM5 239V238H4ZM4 239H2L3 241H4ZM87 239V240H86ZM110 239L112 240V241H110ZM226 239V240H225ZM6 240V239H5ZM114 240V241H113ZM110 241V242H109ZM0 242V243H1ZM5 242V241H4ZM99 242H101V245H105V246H101V247H99ZM118 242V243H117ZM120 242V243H119ZM105 243V244H104ZM117 244V245H116ZM124 244V243H123ZM2 245V244H1ZM0 245V246H1ZM111 245V244H110ZM127 245V244H126ZM121 246V245H120ZM107 248V249H104V248ZM113 247V248H112ZM115 247V248H114ZM121 248H122V246H121ZM120 248V249H121ZM125 248V250H126V248L127 247H124ZM1 249V248H0ZM104 249V250H103ZM119 248H118V250H120ZM131 249H132V247H131ZM135 249H136V247H135ZM139 249V248H138ZM141 249V248H140ZM145 249V248H144ZM146 249V250H147ZM98 250H99V252H98ZM125 250H123V248L121 249V251L123 252V251H125ZM101 251V252H102ZM107 251H105V252H107ZM134 252H135V250H133ZM142 251V250H141ZM148 251V250H147ZM150 251V252H151ZM98 252V254H96V253ZM107 252V253H108ZM127 252V254H128V252L129 251H126ZM126 252H123V253H126ZM131 252V251H130ZM137 252H138V250H137ZM133 253V252H132ZM136 253V252H135ZM102 254V253H101ZM152 254V253H151ZM153 254H155V253H153ZM125 255V254H124ZM129 255L131 256V254L129 253ZM133 255V254H132ZM141 255V254H140ZM139 255V253L138 254H135L132 258H131V260H129L128 259V261H130V263H128V264H150L152 261H149V262H147L146 263V260L144 261V259L141 257ZM102 256V255H101ZM127 256V255H126ZM125 256V257H126ZM130 256H129V258H130ZM157 256H158V254H157ZM99 257V256H98ZM108 257V258H107ZM124 257V256H123ZM125 257H124V259L122 260V261H120L121 263H116V264H127V263H122V262H125V260H127V259H125ZM160 257V256H159ZM158 257V258H159ZM161 257V258H162ZM110 258V259H109ZM160 258V259H161ZM85 259H87L88 261H85ZM117 259V260H116ZM50 260H53V261H50ZM151 260V259H150ZM47 261H49V262H47ZM55 261H57V262H55ZM58 261H59V263H58ZM144 261V262H143ZM262 261V262H261ZM155 262V261H154ZM159 262V261H158ZM157 263V262H156ZM151 264H153V263H151Z\"/></svg>","mask_w":264,"mask_h":264},{"label":"built area","instance_id":"2783aa9c","mask_svg":"<svg viewBox=\"0 0 264 264\" xmlns=\"http://www.w3.org/2000/svg\"><path fill=\"white\" fill-rule=\"evenodd\" d=\"M204 1L220 9H227L231 5V0H204Z\"/></svg>","mask_w":264,"mask_h":264}]
</instances>
